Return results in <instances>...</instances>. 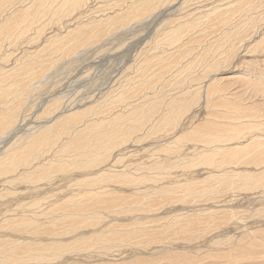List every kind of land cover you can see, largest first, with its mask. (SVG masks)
Listing matches in <instances>:
<instances>
[{
  "label": "rangeland",
  "instance_id": "obj_1",
  "mask_svg": "<svg viewBox=\"0 0 264 264\" xmlns=\"http://www.w3.org/2000/svg\"><path fill=\"white\" fill-rule=\"evenodd\" d=\"M27 1H29V2H31L33 4L30 5L31 3H29V2L27 3ZM118 1L119 0H117V3H116L114 0H88V5L89 6L86 4V7H85V5L81 6V10H80V7H79V10L77 8V9L71 11L69 14L66 11V14H64V15H63V13H65V12H60L61 14L60 13L59 14L56 13L60 9V7L58 8L55 4L54 5L51 4L50 6H48V8H49L48 11L45 14L42 15L37 10V9L41 10V8L43 7V5L41 6V3L38 0H36L35 2H32V0L31 1L30 0H13L11 2V4H13L14 7L15 6H20L19 4H21L25 8V6L29 7V5H30L31 6V10H32L30 13L34 12L35 9H36V11H38L36 13L39 16L36 15V13H32L31 15L29 14V16H27L24 21H19L18 22L19 23L18 27L15 26V28H14V25H15L14 24L15 22H14V23H12V25H11V27L9 29L2 30L1 31L2 33L0 32L1 33L0 34V41L2 42V43H0V44H2L0 46V49H2V50H0V52H1L0 53V55H1L0 56V64H1L0 65V69H1L0 70V74L2 76V77L0 76V92L2 91L1 89L8 90L11 94L9 92H7V93L10 94V96L8 94L7 95L8 97L6 96V98L7 99L10 98L9 100L12 101V102L14 100L18 99L19 100V104L22 106L20 111H19V114L20 115H23V114L25 115L26 113L28 114V115L26 114L23 119H22V117L20 118L22 120L21 123H19V124L17 123L18 126L20 127L18 129L19 133L16 132L18 135L16 133L12 134V132L8 133L9 135L7 134L8 135V136H6L7 140H9L8 137H10V143H12L15 139H17L19 137L20 132H21V135H23L24 133L28 134V132L30 131L29 128L31 126H35V125L39 124L41 121H44L45 120L44 118H46L45 116H47V115L43 112V110H44L43 108L45 106H47V102L49 103L51 99H52V101L53 100L56 101L57 97L59 99L58 101H59V104H60V106L58 108L60 110L63 109L62 111L66 112L65 113L66 115H67L68 111H70V110H72V112H69L71 114V113H73L75 111L77 112L76 109H78L79 111H82V109L84 108L83 109V111H84V110L90 108L91 104L94 105V107L92 108V111H90L88 113V117H87V113H86L81 118V120L79 119V122H76V123L74 122L73 123V126L77 127V129H79V130H81L84 127L85 123L86 124L88 123L86 129L84 128V133L82 134V132H81L82 135L87 137L86 140H88L89 135L90 136L92 135L93 136L92 138L94 139L95 137H97V134L101 133L100 131H102V133H103L102 137L107 136L108 133H106V132L111 131V134L109 133L110 135L108 134L107 137L115 135V138L113 140H115L117 138L116 141H119L118 133L115 132V130H119L120 131V128L122 129V127H125V126L127 128V127H129V125H135L136 123H139V125H140V122H139V121H141V118H140L141 117V114H140L141 110L140 109H141V107L143 105H144V107H147L146 105H148L149 102L151 103V104L149 103L148 106H151V109H152V112H151V116L152 117L150 116V119H152V120H148L149 122L147 121V123H144L145 124L144 126L140 125V127L141 126L142 127L141 128L138 127L139 130H136L135 131L136 133L134 132V133H132L133 135L132 134L130 135L132 138L131 137L128 138L129 137L128 136L127 140H125L126 139L125 138L124 140L119 141L120 142L119 144L114 141L115 143H113V144H117V146L116 145L115 146L117 147L118 150L120 148L124 149V151L122 150V153H121V149L118 151L117 149H115V146L112 143H111L112 147L109 145V147H111V149H109V147L107 148V146L105 148H102L104 143L102 145L99 144L100 146L96 143L95 145H97L98 149L95 148L96 146H94V148H95L94 149L93 146L90 143H89L87 148L84 146L85 149L89 150L90 152H95L96 149H97V151L99 150L98 152H100L99 154H100L101 157L99 156V158H98L96 156L98 159H101L104 156V153L105 154L108 153L107 151L105 152L104 150L108 149V151H109V150L114 149V151L112 150V153H111V151H109L110 152V156L108 158H113L114 156L116 158L119 157L116 160H118V162H120V164L115 160V157H114V162H112L113 159L111 161H108V158H105V156H104V158L106 159L105 160L104 158H102V159H104V163H103V160H102L101 163H99L98 161H95V162H98V163L96 165L94 164L95 166H94L93 169H92V166H90L91 168L89 169L88 165H86V164L87 163L89 164L90 161L93 160V157H95V156L93 154L91 155V153H90L89 157L87 156L88 158L85 157L84 155H83L84 156V158H83V156L80 153L76 154L82 148V143L81 144L78 143V145L75 144L76 146L73 145V147L75 149H73L72 145H70V148H72V149L70 150V148H69L68 151H70L69 153L72 152L73 154L72 155L71 154L68 155L67 154L68 152H66V155L69 156V157L65 156V154H64L62 157L57 155V156H59L57 158V156L52 155L54 153L51 152V151H47L46 152L47 155L44 152L45 156L43 155L44 156L43 158L40 157V159L41 158L43 159V162H41L40 164H43L45 166L47 165V167H45L43 165H41L42 168H41V166L36 167L38 162H37V160H34L33 163H32L33 165H31L34 168L33 167L30 168V170L28 171V172L33 171V173H27L26 171L24 172V169H26L24 166H22V167L19 166L20 169L18 168V170L16 172H6L5 173V169L0 171V236H1L0 243L2 241V243L0 244V245H2V246H0V249H2V248H5V249L6 248H10L8 246H11V249H13L12 251L16 252V256L17 257H19V256L22 257L21 259H18V260H16V259L11 260L12 258H10V260L7 262V264H21L22 260H23L22 264H103V263L104 264H114V263L115 264H130L131 262H132V264H143V263L144 264H152V262L154 264L153 259L155 260L156 256L159 255V253H161V252L162 253L157 257V259L160 256L161 257L164 256V257H162L163 261H159V260H162L161 257H160L159 260H157V259L155 260L156 264H159V263L160 264H197V263L198 264H202V263L203 264H206V263L207 264H228L227 262H225L226 261L225 258H227L231 253H232L233 256L230 255V258H234L235 259V262L233 264H264V250H263L264 249V197H263L264 196V179L256 181L257 185L255 187H253V184L255 182L252 185H250V186H252V187H250L248 185L249 181H243V180L240 181V182H236L234 184H232L231 180H229V181L228 180L220 181V179H219V181L212 180V179L207 177V173L208 172L212 173L211 171L215 170V166L211 165V164L210 165L202 164V162L200 163L201 156H200L199 152H198V155H196L197 151H201L202 150L201 142H198L196 140H201V131H202V128L204 126L202 124V122H203V120H205L206 116L208 115V113L206 112L207 109L205 107V101H204L205 100V87L208 84V82H210L209 79H211V77L216 80L215 86L219 87V86L225 85L226 87H228V90H227L228 92L226 93V98H223V103H225L229 99L231 103L236 104L240 108L239 109V113L240 114L242 113V114L246 115L249 112H255V111L257 112V110H259L264 115V93H261L262 95H256V96L254 95L255 92L253 94H251L250 90H249V85H250L249 81L248 82L244 81L242 83V82L239 81V79L236 78L238 76H243V75H245L247 73L250 74V77H248L247 79H249V78L253 79L254 77L257 78L256 76L259 75L258 73H263L264 74V39L259 41V39L264 34V33L262 34V32L264 31V0H196V1H194V0H169V1L168 0L167 1L158 0L155 3V5H157L156 9L154 8L151 12H149L147 14V16L146 15H141V16H139V19L135 18L136 19L135 20L134 19L135 16L130 15V18H129L128 22H126L127 24L122 25V26L121 25L120 26H111L112 28H109L108 24H106V22L109 21V18L112 16V14L114 16L115 14H117V12L121 13V12H124L125 10H127V9H130L129 7L133 8L134 3L137 0H135V1L134 0H121L119 2ZM138 1L139 2L140 1L141 2L142 1L143 2H147V0L146 1L138 0ZM148 1H150V0H148ZM37 2H38V4H37ZM139 2H137V3H139ZM34 3L37 6H35ZM55 3L57 4V2H55ZM103 3H104V5H103ZM122 3H124V5ZM163 3H164V5H163ZM169 3H170V5H168ZM1 4L4 5V2H1ZM5 4H8V3L6 2ZM113 5H115V7H113ZM225 5H227V6H225ZM228 5H231V6H228ZM34 7H35V9H34ZM54 7H56V8L54 9ZM110 7H112L113 9L110 8ZM0 8H1L0 9V22H1V20H3L2 17L4 18L6 16L4 14H7L8 11L11 12L12 10L16 9V7H15L14 9L8 10V9H6L8 7H5V6L4 7H0ZM109 9H112V10H109ZM114 9H116L117 11L114 10ZM121 9L124 10V11H122ZM5 10H6V12H5ZM83 10H86V12L84 11V14L81 13V12H83ZM101 10H103L104 12L103 11L101 12ZM106 10H108V11H106ZM74 11H75V13H74ZM110 11H113V12H110ZM223 12L224 13L226 12L225 13L226 16L229 17V21H228L227 26H226V24L222 25V26L221 25L220 26L219 25L215 26L216 24L212 22L213 19L216 21V16L215 15L218 16V14H215V13H219L220 14V13H223ZM94 13H96L97 15L94 14ZM211 13H213V14H211ZM61 15H62V17H61ZM65 15H67V18H66ZM68 15H69V17H68ZM178 15H181L182 17L178 16ZM205 15L207 16L206 18L208 20H209V17H210V20L212 18V21L206 20L205 19ZM212 15H214L215 17L212 16ZM36 16H38V17H36ZM96 16H98L99 18L96 17ZM131 16H133V17H131ZM143 16L144 17L146 16V17L144 18ZM31 17H35V18H31ZM40 17H41V19H40ZM89 17H91L90 20H92V21L89 20ZM106 17H108V19ZM197 17H199V19ZM131 18H133V20ZM78 19H80V23L78 22L79 21ZM182 19L183 20L185 19L184 23H188V21L191 20V23H194L193 26H191L192 25L191 24L190 27H188L187 30L183 31V33L180 35L181 40H180V38H177V39H175L174 41H172L170 43H167V40H166V43H165V35L167 36L170 33V31H172V29L174 27L176 28L179 25L183 24V21H181ZM187 19H188V21H187ZM84 20L86 22V25H83V28L87 30L88 26H92L93 27V32H92V29H91L92 27L91 28L89 27L88 31L83 30V31H85V33L84 32H81L82 34L81 33L75 34L76 32L73 33L72 29H73V31H75V30L77 31V29H76L78 27L77 25H81V22L83 23ZM96 20L97 21H102V22L104 21L103 29L105 28L109 33H107L106 30L104 29L102 31V33H101L102 35L101 34L99 35V33H97L98 30H96V27L98 28V26H95L96 24H94V23H97ZM200 21H202V22H200ZM205 21H206V23L209 22V23H212L213 25L211 24V26L209 28L208 26L210 24L209 23L206 24ZM27 22L28 23L33 22L32 23L33 24L32 25L33 29L30 26L24 28V26L29 25ZM42 22L44 23V25L42 24ZM73 22H74V25H75V22H78V23H76L77 25L74 26L75 30H74V28H71L73 26ZM253 23H254V25L256 27H254ZM38 24L41 25L40 28L39 27H37V28L35 27V26H39ZM93 24H94V26H93ZM258 24H260V25H258ZM67 25L69 27L70 26L71 27L69 28ZM20 26L23 28V30L25 29L24 32H22V28ZM65 26L68 27V28H66ZM60 27H62V28H60ZM94 27H95V29H94ZM211 27H212V30H210ZM222 27H224V28H222ZM27 28H28V30H26ZM170 28H172V29H170ZM206 28L207 29L209 28L208 30H210V32ZM17 29H21V30L18 31ZM36 29H37L38 33H36ZM41 29L42 30L44 29V30L41 31ZM66 29H69V30H67L69 33L67 31H65ZM205 29L208 31V33H205L206 32ZM16 30H17V32H16L17 34L15 33ZM234 30L240 31V37H241V39H243V41H240V44L236 43L237 46L234 48V51H235L234 54L230 57V59L228 61H226L225 58L228 55V49H229L230 40L233 39V35L236 32ZM254 30H255L256 34L253 33ZM58 31H60V32H58ZM124 31H126V32H124ZM232 31H234V32H232ZM39 32H41L40 37L38 35L40 40H38V37H36L37 34H39ZM49 32H51V33H49ZM165 32H166V34H165ZM224 32H228V34L225 33L227 35H224L223 34ZM4 33H6V34L8 33V35L9 34L10 35L9 36H7L6 34L3 35ZM15 34H16V36H15ZM80 34L83 36V38H85L88 35V37H86V39H88V41H89L88 43H90V44L85 42L84 41L85 39L80 37ZM93 34L95 35V37L97 36V38H93V39L94 40L97 39V41L100 39L99 40L100 44L97 41H94L93 39L90 42V38L93 36ZM131 34H133V35H131ZM22 35L24 36V38H23ZM258 35H259V37H258ZM3 36H5V38L7 36L6 39L7 40L10 39L9 42L13 40L12 42H10L11 46H10V43L6 39L3 38ZM75 36H78L80 38L75 37ZM100 36H102V39H101ZM255 36H257V38ZM189 37H191V38L189 39ZM26 38L28 39L29 42L31 41V43L28 44ZM36 38H37V40H36ZM47 38H49V39H47ZM65 38H67L68 41H70V40H75L74 42L79 41L78 42L79 44L78 43H74L72 41L67 42V40H66V41H64V43L66 42L65 45L63 44L62 46H59L58 44H60L62 40H65ZM106 38H107L108 42H105ZM42 39H44V40H42ZM51 39H54V41H53L54 43L53 44H54L55 47H57L56 51L53 50V49H55L54 46H53L54 47L53 49L51 47V45H52V41H50ZM78 39H80V40H78ZM4 40H5V42H4ZM15 40H16L17 43L15 42ZM22 41H25L27 44L22 42ZM80 41H81V43H80ZM182 41L184 42V44H183ZM41 42H43L42 43L43 45L41 44ZM102 42H104L103 45L101 44ZM116 43L119 44V45H116ZM40 44L42 45V47L45 45V48H43V49L40 48L41 47ZM74 44H76L77 46L75 45L76 48L74 50H72L73 52H71V49H73ZM182 44H183V46L184 45L185 46L183 47ZM34 45L35 46L38 45V46L35 47ZM175 45H177V46H175ZM4 46H5V48H4ZM58 46L60 47V50H59L60 53L57 52L58 51L57 49H59ZM64 46H65V49L66 48L70 49V54H69V51H67L68 54L64 53L66 51L64 49ZM90 46H92V49L90 48ZM168 46H171V47H168ZM241 46H242V48H241ZM7 47H9V48H7ZM94 47H96V48H94ZM98 47H100V48H98ZM176 47H179V48H176ZM180 47H181V49H180ZM237 47H239V48H237ZM39 49H40V51L43 52V55L44 54L47 55V57L44 55V57H42L43 59L42 58H38L39 60L44 61V63H42L41 61H38L36 59H32L33 61L36 60L34 62L31 61V58H36V57L33 56L36 52H37V55L35 54V56L40 57L42 55L40 53V51H37ZM44 49H46V50L44 51ZM50 49H52V50H50ZM162 49L165 51V53H164L165 55L164 56H168L170 54L172 55V56L170 55L169 57H166V58H168L167 60L164 59L165 62L168 61V60L169 61L171 60L169 62L170 64L167 63L169 66L166 64L167 68H166L165 62L161 61L163 58L161 56H159V53H161L160 55L163 56L162 52H164V51H162ZM237 49H240V52H239V50L237 51ZM3 50H5V51L7 50L8 51V52H6L8 56L6 55L5 51H4L5 54L2 52ZM47 50H48V52H47ZM96 50L99 51V52H97ZM49 51H52L53 54H48V53H50ZM100 51H102V52H100ZM158 51H162V52H158ZM172 51H173V53H172ZM33 52H34V54H33ZM38 52L41 55L40 54L38 55ZM45 52H47V54ZM236 53H237V55H236ZM176 54H177V58H176ZM5 56H7V57L3 58ZM50 56H51V58H48ZM81 56H82V58H81ZM52 57L54 59L53 60V64L50 61V60H52ZM151 57H155V58H151ZM45 58H47V59H45ZM17 59H19V60L17 61ZM29 59H30V61H29ZM174 59L176 61L179 59V62L178 61L176 62ZM46 60H48L49 64L51 63L50 67L47 64ZM146 60H148L149 62L146 61ZM154 60L159 61L158 63H160V61H161L164 65L162 63L159 65L157 62H154ZM37 61L39 63L44 64L45 65L44 66L45 69H46V64H47V69L46 70L43 69L42 72L38 73L40 76L38 74H35V73L34 74L32 73V74L29 75V71H28L27 73H24L25 75L26 74L28 75V76L26 75V78H24V74L21 75V73L24 70H21V69L19 70V68L21 66H23V65H21V63L24 64V62H25L26 64H33V63L36 64ZM31 62H33V63H31ZM45 62H46V64H45ZM171 62H173V64H171ZM144 63H146V64H144ZM177 63H180V64H177ZM14 64H15V66H13ZM34 64L32 65L33 67H34ZM147 64L149 66H147ZM155 64L157 65V68L154 67ZM38 65H40V64H38ZM170 65L172 67H170ZM161 66H162V68H161ZM214 66H216V67H214ZM35 67H37V65H35ZM219 67H220V69H219ZM10 68H11V70H8ZM153 68H155V69H153ZM2 69H4V70H2ZM157 69H158V71L160 70L159 72H162V73H159L157 71ZM161 69H163V71ZM215 69H217V70H215ZM6 70H7V72H6ZM12 70H13V72H12V74H10V72ZM16 70H18L17 73H16L18 76H16L14 74ZM154 70H156L157 72H155ZM47 71L48 72L50 71V72L48 73ZM76 71H77V73H76ZM257 71H261V72L257 73ZM43 72H47V76L49 78L46 76V73L44 74ZM141 72H142V74L140 75ZM41 73H43V74L41 75ZM52 74H54L55 76L52 75ZM57 74H58L59 77L57 76ZM150 74H151V76H150ZM161 74H163V75H161ZM7 75H9L10 77H8ZM31 75H34L35 76L34 78H36V80L33 77H31L32 79L30 78L31 80H29L28 77L31 76ZM152 75H153V79H152ZM154 75H155V77H154ZM200 75H201L202 79H201V77H199ZM37 76H39V77H37ZM42 76H43V78H42ZM145 77L147 78V80H146ZM196 77H197V79H195ZM27 78H28L29 81L26 80ZM37 78H38V80H37ZM5 79H7V80H5ZM8 79L11 80L12 83H13L12 80H14V85ZM48 79L51 82L54 81L53 79H55L56 81L51 83ZM141 79L142 80L145 79V80L142 81ZM154 79H157V80H154ZM261 79L263 80L264 76ZM15 80L18 83H20V86H19V84H16ZM20 80H21V82H19ZM62 80H64V81H62ZM193 80L198 81V83H200L201 85L199 86V84L194 81L196 83L195 84L193 82ZM151 81H153V82L151 83ZM211 82H212V80H211ZM10 83L12 85H9ZM60 83H61V85H60ZM23 84H24V86H21ZM145 84H146V86H148L149 89H147V88L144 89L146 87ZM246 84H248L247 85L248 88L245 87ZM25 85L28 88L27 87L25 88ZM11 86H14V87L13 88H9ZM16 86L19 89L23 88V89H21V93L20 92L17 93L18 89L16 88ZM141 86L142 87L144 86L143 89H142ZM149 86H151L153 89L150 88ZM194 86L198 87V88L195 89ZM4 87H6V88H4ZM67 87H69V88H67ZM262 88L264 90V86ZM15 89H16V91H15ZM24 89H25V91H22ZM77 89H79V90H77ZM86 89H88V90H86ZM121 90H123V91H121ZM18 91H20V90H18ZM120 91H121V95H120ZM14 93H15V96H14ZM16 93H17V96H16ZM178 93H181V94L178 95ZM184 93H186V94H184ZM18 94H20V96ZM62 94H63L64 97L62 96ZM145 94H146V96H145ZM176 94L178 95V97H177ZM191 94H193V96H190ZM210 94H215V93H213V90H211ZM160 95H162V96H160ZM183 95L187 99H184ZM29 96H31V97H29ZM114 96H115V98L117 96L118 97L115 99ZM69 97L71 98V101H70ZM84 97H86V98H84ZM154 97H155V99H154ZM171 97H173L174 99H177L179 101L178 105L180 104V102H181V104H185V103L188 104L187 100L189 99L188 101H190L191 98L194 97V99L192 101L193 103L191 102V106L189 104L190 107L189 106H185V108L184 107H180L181 104H180L179 107H176L177 110L179 108H181L179 116H178L179 119H178V121L176 123V125L179 126V127H176V125L172 126L171 124H170L171 126L169 124H164L163 125V124H161L162 122H160L163 119V115H165V114H163V112L166 113L165 108L167 106V103L172 100ZM6 98H5V100H6ZM98 98L99 99H101V98L106 99V100H104V99L101 100V101H103L102 103H104V101H106V103L101 104V102L99 101ZM166 98L169 99V100H167ZM255 98H258V99L256 100ZM117 99H119V100H117ZM148 99H149V101H148ZM9 100L8 101L6 100L4 102L5 103L9 102ZM36 100H37V102H36ZM155 100H157V101H155ZM151 101H153V104H152ZM218 101L222 102V99H218ZM234 101L237 102V103H235ZM110 102H111V104H110ZM145 102H146V105H145ZM154 102L156 104H154ZM159 102H161V103L163 102L165 104L163 105V103L160 104ZM96 103H99V104H96ZM254 103H255V106H253ZM127 104H129V105H127ZM134 104L137 107L134 106ZM66 105L68 106L67 107L68 109H69V107L71 109L68 110L67 108H65ZM70 105H72V107ZM99 105H101L104 110L102 108H100ZM153 105H154V108H153ZM0 106L2 107L3 104H0ZM96 106H98V108H100L99 110H97L99 113L96 111V109H98ZM129 106H131V107H129ZM249 106H252V108H248ZM86 107H88V108H86ZM160 107H162V109H161L162 111L160 110ZM217 107L218 106H216V108ZM128 108H130V109H128ZM73 109H75V111H73ZM132 109H134V110H132ZM225 110L227 111V109H225ZM231 110H233V107H231ZM100 111L101 112L104 111V112L101 113ZM105 111H106V113H105ZM42 112L45 115L44 114L42 115ZM136 112L139 113V114H137ZM92 113H94V114L97 113L99 115L96 114V116H97L96 117ZM116 113H118V114H116ZM121 113H123V115ZM205 113H207V115H205ZM91 114H92V116H91ZM134 114L135 115L137 114V115L135 116ZM118 115L122 116V118H120ZM124 115L126 117H129V118H126V117L123 118ZM90 116H91V118H90ZM100 116H101L102 119L105 120V122H102L103 120L100 118ZM153 116H155V118ZM85 117H86V119H85ZM118 118L120 120L121 119L122 120L120 121ZM136 118L138 119V121H136L137 120ZM157 118H158V120H157ZM262 118L264 119V116ZM88 119L89 120L92 119V122H90ZM116 119H118V121H120V123ZM128 119H129V121L127 122ZM153 119H154V122H153ZM224 119H228V118H224ZM244 119H246V118H242V120H244ZM106 120H107V122L109 121V123H107ZM123 121H125V122H127L129 124H126ZM91 123H92L93 126L91 125ZM98 123H100L101 125L103 123H105L106 125L103 124L104 127H106L107 125H109V126H107V129H103V125L102 126L98 125V126H101V127L97 128L96 125ZM158 123H159V125H158ZM124 124H126V125H124ZM82 125H83V127H82ZM117 125L119 126V128H118ZM151 125H152L153 128L150 127ZM165 126L167 128L168 127L169 128L166 129ZM92 127H95V130L97 132ZM108 127H110V128H108ZM147 127H148L149 131H147L148 130ZM164 127H165V129H164ZM91 129H92V131H91ZM185 129H186V131L182 132ZM22 130H23V132H22ZM141 132L143 134H141ZM261 132L264 133V130L261 131ZM93 133H95V134H93ZM85 134H87V135H85ZM164 134L166 135L165 138H164V136H165ZM14 135H16V136H14ZM21 135H20V137H21ZM172 135H173V137H171ZM134 137H136V138H134ZM139 137H141V138H139ZM174 137H176V138L174 139ZM13 138H14V140H13ZM64 138L65 137H63V139ZM80 138H79V140H80ZM133 138L136 139V140H134ZM129 139H131V140L129 141ZM137 139H138V141H137ZM72 140H73V138H72ZM99 140L100 139H98V141ZM167 140H168V143L166 144L165 142H167ZM63 141L65 143V141H67V139L65 138ZM67 142H69V141H67ZM67 142H66V144H67ZM94 142H95V140H94ZM160 142H162L163 145L166 146V147L165 146L164 147L169 150L168 153H166L167 151H165L167 149H165V150L161 149V148H164V147H162L163 145L160 146V144H161ZM169 142L170 143L172 142V144L170 145ZM60 144L61 143H59V146H60ZM67 145H64V146H67ZM77 146H79V147L76 148ZM91 146H92V148L94 150H90ZM192 146L194 147V150L192 149L193 148ZM195 146H196V148H195ZM189 148H190V150H189ZM76 149H78V151ZM100 149H102L104 151V153H102V151ZM188 151H190V152H188ZM98 152H96V153H98ZM179 152H181L183 154H181V153L179 154ZM195 152H196V154H195ZM101 153H102V155H101ZM73 155H75V158H73L74 157ZM183 155H184V157H182ZM47 156L50 157L49 158L50 160L49 159L48 160H49V162L50 161L52 162V165L47 160L46 161L44 160L45 157H46V159L48 158ZM64 157H66L68 159L65 160L66 158H64ZM90 157H92V158H90ZM166 157H168V158L166 159ZM56 158L58 160H60L59 158H61L62 160L65 161V163H64V161H58L59 162L58 163L56 161ZM76 158H78V159H77L76 162H74L76 160ZM86 158H87V160L85 161ZM97 158H96V160H97ZM156 159H158L157 161L159 162V165H157L158 163L155 164L156 163ZM152 160H153V162H152ZM40 161H42V160H40ZM53 162L55 163V166H57V167L54 166ZM61 162H63L62 165H64V167H62V168L58 166V164H61ZM84 163H86V164H84ZM109 163L112 166L114 165V168ZM129 164H131L133 167L131 165H129ZM153 164L156 165V167L159 169L158 170L159 172L156 171L157 170L156 167H154V168L152 167ZM160 164H162V165H160ZM83 165H84V167L85 166L86 167L84 168ZM106 165H107V168L109 166H110V168L106 169L105 168ZM128 165L131 166V167H129ZM140 165H141V167H140ZM155 165H153V166H155ZM67 166L69 167V169H68ZM101 166L103 167L102 169H103L104 172H105V170L106 171L108 170L107 173L103 172L104 174H108V173L110 174L111 173V175L115 176L116 173L119 174L120 172H124L125 171V170H123V167L126 169L125 172L129 173V174H127L126 177H122L123 179L126 178L124 180L123 179L120 180L121 178L119 179V178L112 177L111 181H109L110 178H108V180L107 179H104V180L102 179L103 182H101V179L100 180L97 179L99 177V171L100 170L102 171ZM125 166H127L128 169ZM162 166H164L166 169L164 167H162ZM234 167H236V166H234ZM259 167H261V166L260 165H258V166L249 165L247 168L257 169ZM133 168H134V170H135V168H136V170H137V168H139L138 171L139 170L140 171L139 172L136 171V170L134 171ZM141 168H142V170H141ZM143 168H145V170ZM147 168H148V172L149 173L146 170ZM150 168H152L153 170L152 169H151L152 171L149 170ZM161 168H163V170H161ZM242 168H243L242 166H239L238 170L240 169L239 171H241ZM57 169L62 170L63 172L59 171ZM66 169H68V171ZM94 169H95L96 173L98 172V175H96V176H94L95 173H93L95 171H92ZM120 169H122L123 171L120 170ZM110 170H112L113 172L112 171L110 172ZM115 170H118L119 173L116 172ZM57 171H59V172H57ZM130 171L133 172V173H131ZM141 171H142V174H140ZM144 171L147 172V174L149 176L151 175L150 178L154 177V176H155V178H151L150 180L149 179H144L145 176H146L145 178L148 177L147 174ZM155 171L157 173H160V174L162 173V176H160V175L157 176L158 174L154 173ZM255 171L257 172L256 174H259V172L261 170H255ZM150 172H152L154 174V176H152L153 174L152 173L150 174ZM84 173L85 174L88 173L87 175L90 176L89 179H92L91 176L93 175L94 178H96L98 180V182H96L97 180H94L96 183L94 181L90 180L89 183H86V182H88L86 180H89V179H87L88 176H85ZM89 173H90V175H89ZM112 173H114V174H112ZM134 173H136V174H134ZM62 174L64 175V177L62 176ZM66 174H68L70 176H68ZM133 174L138 176L139 178L136 177V176H135L136 177L135 178ZM79 175H81V177H83L84 179L81 178L82 179L81 180ZM129 175H131L132 179H130L131 177ZM25 176L26 177L27 176H29V177H33L34 176L33 178H35V179H33V181H30ZM72 176H74V177H72ZM128 176L130 177L129 179H127ZM13 177H15L17 179L13 180L12 179ZM23 177L25 178V180H24ZM47 177L49 178L48 180L52 179V182H51L52 184H53V182L55 184L51 185V183H49V181L46 180ZM161 177H162V179H161ZM19 178H21V179H19ZM60 178H62L63 180L60 179ZM261 178H263V177H261ZM113 179L114 180H120V182L119 181L118 182L121 183L124 187L122 185H118L117 181L115 182V184H113V181H114ZM152 179H155V181L152 180ZM59 180H61V181H59ZM131 180H132V182L134 181L133 184L136 185V186H133L131 184L132 182L131 183L129 182ZM136 180H138V182ZM190 180L194 183V185L191 184ZM26 181H28V182H26ZM75 181H77V182H75ZM81 181H86V182L84 183V182H81ZM14 182H16V183H14ZM90 182H92V183H90ZM109 182H112V184L109 183ZM124 182H126V183L129 182L130 186L128 184L124 183ZM12 183L15 184V186L13 184L14 187L10 186V184H12ZM44 183H47V184H44ZM72 183H75V184L73 185ZM138 183H139V188H140V189L139 188L138 189L142 192L141 195H140V193H141L140 191H138V192L136 191V190H138L136 188L138 186L137 185ZM153 183H155L156 185L159 184L160 185L159 188H165V187L168 188V186H170V185H171V188H169L168 189L169 191H167V194H164V196H163V194H159L158 185L156 186ZM169 183H170V185H168ZM183 183H184V185H183ZM30 184H32V187H28V188H30L31 190L26 188L27 185L31 186ZM35 184H38V185L33 186ZM42 184H44V186H42ZM78 184L85 185V186H81V185H78ZM86 184L87 185L88 184H92V185H90V186L88 185L89 186V188H88V186ZM102 184H103V186H102ZM164 184L167 185V186H165ZM39 185H41L42 187L39 186ZM86 186H87V188H85ZM104 186L106 188H104ZM153 186H155V187H153ZM173 186H174V188L172 190ZM193 186H195L196 189H194ZM10 187H13V188L11 189ZM39 187L41 188L40 190L42 192L40 191V193H42V194L38 193L39 190L37 188H39ZM96 187H97V189H96ZM98 187L102 188V189H98ZM115 187H116V189H115ZM141 187H142V189H141ZM148 187H151L152 190L150 188H148ZM187 187H189V189ZM198 187H200V188H198ZM202 187H208V189H203ZM216 187H218V188H216ZM14 188H15L16 191L14 190ZM103 188L105 189V191L103 190ZM111 188H112V190L115 189L114 193L116 192V194H118V192H120V191L117 190V189L120 188L119 190H121L120 193L122 194V195H120V197L122 196V198L119 197V194L117 195L118 197L115 196L114 193H112L113 191L111 190ZM131 188H133V190H131ZM144 188L147 189V190L149 189L148 191L151 190L150 191L151 192V194H150L151 198L149 196V192L145 191ZM153 188H155V189L158 188V189L153 190ZM7 189H9V190H7ZM25 189L28 190V191H26ZM32 189H34V190L36 189V191H33ZM42 189H44V191ZM80 189H83L84 191L83 190L81 191ZM88 189H90V190H88ZM92 189L95 190V191H92ZM108 189H109V191H108ZM179 189H181V190H179ZM187 189H188V191H187ZM190 189H191V191H190ZM10 190H11V192H10ZM76 190H78V191H76ZM96 190L99 191V192H103V193L104 192L106 193V190H107V194H108V192L111 191V193H109V194H112L114 198L110 197L111 195H105V196H109L108 200L110 198H112V200H115L114 204L112 203V205H111V206H113L114 209L111 206L110 207H105L103 205L100 206V207H96V208H89L88 212L91 211L92 212V213L90 212L91 214L88 213L87 211H84L85 214L88 213L85 216H84V214H81L82 215L81 218L83 217L81 219V221H82L81 224L82 225L80 224V222L72 223L71 221H69V220H67L65 218L63 213L65 212V210L69 206L68 203H70V202H68V198H69L70 194H71V196H70L69 200H76L77 196H80L79 198H77L78 201H80V202H82L84 204H90L93 201V199L92 198H88V196L86 197V199H84L85 196H82V195L87 194L89 191H90V193L91 192L92 193L97 192ZM170 190H171V192H173L172 194L174 195L176 200L173 197V195L171 194ZM48 191H50V192H48ZM73 191L77 192V193L74 192L76 194V197H75V194L73 193ZM85 191H87V192H85ZM179 191H182V192H179ZM84 192H85V194H83ZM135 192H137L140 195V197L137 194H135ZM168 192H170V193H168ZM130 193L134 196V201H136L135 204H140V205H141V203L139 202V200L142 201L145 198L144 196L147 195L146 198L147 199L149 198V199L147 200L145 198L146 200L144 199L143 202L145 201L146 204H150V203L152 204L151 207L150 206H147V207L152 208V207L155 206L156 213L154 212V208H152V210L149 208V210H148L149 213L147 214V210H146L147 207H144V205L146 206V204L144 203V205H142L144 207V208L142 207L144 210H142L141 208L138 209L139 207L137 206L138 208L135 207V209H134V210L138 209L136 214H133V212H134L133 209H132V212L130 211L131 214H133V217H131L132 215H130V213H128V210L125 211V208L128 207L127 205L130 204V206H131V203H132V200H133V198H132L133 196H131ZM145 193H148V194H145ZM156 193L159 196L157 195V197H156ZM37 194H40V195H37ZM72 194L74 195V197L72 196ZM79 194H81V195H79ZM125 194H128V195H125ZM152 194H154L153 195L154 197L152 196ZM201 195H203V196H201ZM129 196L132 198V200L129 198ZM192 196H193L192 199L191 198H189V199L185 198V197L188 198V197H192ZM125 197H126V199L128 198L127 199L128 202L131 200L130 201L131 203L130 202L129 203L126 202V200L124 199ZM66 198H67V200H66ZM80 198H81L82 201L80 200ZM198 198H199V200H198ZM89 199H90L91 202L88 201ZM150 199L151 200L153 199V200L150 201ZM157 199L160 200V201L158 200L159 205L157 206V207H159L161 205V208H160L161 211L160 212H159L160 209L156 208ZM173 199H174V201H172ZM177 199H179V200H177ZM190 199L192 200V202H190L191 201ZM193 199H194V201H193ZM36 200H38V201H36ZM54 200H58L59 202L58 201L54 202ZM61 200H63V201L65 200V202H62ZM116 200H118V201L116 202ZM169 200H170L171 204L169 203ZM20 201H22V202H20ZM60 201L62 203V206L59 204ZM148 201H150V203ZM28 202H31L30 204H32V205H30ZM37 202H38V204H37ZM57 202H58V204H57ZM119 202H120L121 206L124 204L125 207L123 206V207L120 208V206H117L118 209H116L117 208L116 205H118ZM122 202H123V204H122ZM39 203H40V205H39ZM63 203L66 204L67 206L63 207V205H64ZM126 203H128V204L126 205ZM28 204H29V206H28ZM19 205H21V207ZM167 205L169 207H171V208L173 207V208L169 209V207L167 208ZM30 206H31V208H30ZM34 206L36 207L35 209L33 208ZM51 206L54 208L55 213H54V210H53V208ZM133 206H134V204H133ZM216 206H218V208ZM22 207H23V209H22ZM58 207L59 208L61 207V208L59 209ZM99 208H100V210L97 211L96 209H99ZM122 208L124 209V210H122L123 212H121ZM198 208H200V209H198ZM213 208H214L215 212L213 211ZM107 209H108V211H107ZM115 209L117 211H115ZM173 209H174V211H173ZM209 209H210V211H207ZM29 210H30V212H28ZM57 210L60 211V212H58ZM180 210H183V211L181 212ZM16 211L18 212V215L23 212L22 213L23 215L21 214V216H24V217H21L19 215L21 217V218H19L17 216V214H16L17 213ZM34 211L38 212V215H36L37 213H35ZM50 211H51L52 215L50 213L46 214L47 212H50ZM150 211H151V214H150ZM171 211H172V213H171ZM197 211L200 214L196 213ZM202 211H203V213H205V215L202 213ZM211 211L214 214L215 213L216 214L214 215ZM12 212L14 214H16L15 216H17V217H14V214H11ZM25 212L27 214H29L28 217H26L27 215H26ZM57 212H58V214H56ZM93 212L95 214L96 213H99V214H96V216H94ZM107 212H108L109 215L107 214ZM113 212L114 213L117 212V214L115 213V215H117L118 217L114 216ZM125 212H127L126 213L127 216H126ZM142 212H146L148 217L150 215L151 216L148 219H146V221H145V218H146L147 215L145 213L143 214ZM44 213H45V215H44ZM103 213H104V215H103ZM138 213H140V214L142 213V214L140 215ZM30 214H32V215H30ZM110 214L113 215V216H111ZM174 214H176V215L174 216ZM7 215L9 216V218H8ZM10 215H11V217H10ZM46 215L47 216L49 215L50 218H49V216L47 217ZM58 215L63 216V217H60V216L58 217ZM152 215H154V216H152ZM169 215L172 218L169 217ZM194 215H197V216L195 217ZM31 216L33 217V220H35L34 224H32V225H35L36 222H37V224L35 226H31V224L29 226L28 223H27L28 219ZM89 216H90V219H89ZM93 216L95 218H93ZM129 216L132 219L128 218ZM167 216L169 217V219L166 218ZM182 216L185 217V218H183ZM208 216H209V218H208ZM85 217H86V219H85ZM11 218L12 219L19 218L20 220L18 219V221L21 222V223H15L17 220L16 219H15L16 221L15 220H11ZM23 218H24V221H23ZM59 218H60V220H59ZM64 218H65V220H64ZM133 218H134V220H133ZM135 218H137L139 221L137 219H135ZM142 218H144V219H142ZM156 218H157V220H156ZM179 218H180V220H178ZM1 219L2 220L4 219L3 220L4 222H1ZM6 219H7V221L9 219V221H12V222H9V221L7 222ZM21 219H22V221H21ZM25 219H26V221H25ZM84 219L88 222L87 223L88 225H86V223H85L86 221H84ZM87 219H89V220H87ZM126 219H127L128 222L126 221ZM90 220H92V221L90 222ZM175 220L178 221V223L179 222L182 223L184 227H182V224H181V227L177 226L176 224H170V221H175ZM187 220H189V221L191 220L189 224L187 223ZM192 220L193 221L195 220L194 222H196V223H194ZM41 221H43L44 223L41 222ZM113 221H115V222H113ZM155 221H156V223L158 222L159 226H158V224H155ZM164 221L166 223H164ZM22 222H26V225H28V226H26ZM54 222H55V224H54ZM96 223L98 225H100V224L102 225V223H103V226L100 227L101 226L100 225L98 227V225ZM104 223H105V225H104ZM117 223H119L118 224L119 225L118 226L119 229H117L118 227L116 228V226H117L116 224ZM138 223H139V225H138ZM150 223H152V224H150ZM15 224H17V225L15 226ZM18 224H21V225H18ZM83 224H84V226H83ZM89 224H90V226H89ZM94 224H96L97 227H95ZM130 224H131V226L132 225L133 226H135V225L138 226L136 228H139V227L142 226V229L144 231H146V232L143 233V235L144 236L148 235L149 237L148 236L144 237L141 233L136 234V235L134 234L135 236L134 235H131V236L129 235L128 237L126 236L127 239L125 238L126 244H125V241L120 238L119 240H116L115 242L112 241V243H114V244H112L111 242H108L109 245L106 244V246L108 245V247L106 249H105L106 246L103 244V242H98L96 239H94V237L96 238L98 234L106 233L109 230H112V232L118 231L122 235V234H124L126 232V230H130L131 228H133V226L130 228V226H129ZM53 225H54V227H53ZM65 225H66V227H65ZM120 225L121 226L124 225V226L121 227ZM156 225H157L158 228L156 227ZM160 225H161V227H160ZM189 225H191L190 228H189ZM12 226H15V227H12ZM20 226L23 227L22 229H24V227L25 228L28 227L26 230L24 229L25 233H24V230H22V229L20 230V228H21ZM127 226H129V227H127ZM174 226L175 227L177 226L178 227L177 229L179 231L175 230ZM29 227H30V230H28ZM33 227H34V229H33ZM110 227H112V228L114 227L115 229L114 228L110 229ZM146 227H147L148 230L146 229ZM164 227L166 228L167 231L164 229ZM5 228H6V232H3V231H5ZM7 228H10V230L7 229ZM36 228H38L39 231ZM50 228L51 229L54 228L56 230V231L52 232V233H55V234H53V237H55L56 239L59 238L57 240V242H59L61 245L59 243H57V242L56 243H51L50 238H52V235L49 234L50 230H51ZM56 228H58V229H56ZM80 228L81 229L85 228V229L81 230ZM93 228H94V230H93ZM95 228H97V229L99 228V229L97 230ZM167 228H169V230ZM182 228H184V229H182ZM1 229H2V231H1ZM61 230H62V232H61ZM77 230H78V232H77ZM161 230H162V233L160 234ZM191 230H193V231H191ZM26 231H27V233H26ZM73 231H75V232H73ZM86 231H88V232H86ZM147 231H148V234H147ZM173 231H174V234H173ZM184 231L186 232V234H185ZM18 232H20V233H18ZM5 233L10 234V235H7ZM73 233H75L76 235L73 236ZM150 233H152V234H150ZM154 233H155V235H153ZM179 233L180 234L183 233L184 235L183 234L179 235ZM70 234H72V235H70ZM77 234H78V236L80 234L83 235L82 238H79L80 243H79V240H75L74 239L75 237H77ZM164 234H167L168 236H165ZM211 234H213V235H211ZM223 234H224V236H223ZM14 235H15V237H14ZM33 235H34V237H32ZM60 235H62V236H60ZM156 235H158V236H156ZM162 235H163V237H162ZM187 235H189L190 237H188ZM2 236H4V238ZM7 236H8V238H7ZM27 236H29V237L27 238ZM142 236L145 239H143ZM186 236L188 237V239H186L187 238ZM210 236L213 237L214 240L212 238L210 239ZM10 237H11V239H10ZM30 237L32 239H30ZM16 238L19 239V241H22V242L25 241V242L21 243V244H23V246H20L21 248L18 247V249H15V247L17 246V245H15V241L17 240ZM61 238L62 239L66 238L64 240L66 242L62 241ZM141 238H142V240H141ZM157 238H158V240H157ZM5 239H7V240H5ZM21 239H24V240H21ZM42 239H44V240H42ZM148 239H149V241H148ZM151 239H152V241L150 242ZM173 239L176 240V241H174ZM84 240H93V241H90V242L88 241V246L86 245V247H85L81 243V241L83 242ZM48 241H50V242H48ZM94 241L95 242L97 241V243L95 244ZM118 241H120V242H118ZM156 241H159V242H156ZM8 242H9V244H8ZM31 243H32V245H31ZM116 243H118V244H116ZM161 243L164 244V245L162 246ZM261 243H262V245H261ZM169 244L171 246H173V247L169 246ZM18 245H20V244H18ZM48 245L50 246V248H49ZM91 245H93V246H91ZM103 245H104V247H103ZM158 245H160L161 248H165V249H163L161 251L160 250L161 248H160L158 250L157 249V248H159ZM167 245L169 247H171L172 250L174 249V247L177 248V249L176 250L174 249V251H172V250H170L167 247ZM78 246H79V248H78ZM28 247H29V249L32 248L33 251L29 250ZM44 247H46V249ZM84 247H85V250L83 249ZM109 247H111V248H109ZM166 247H167V249H166ZM184 247H185V249L181 250ZM65 248H67V249H65ZM153 248H154V250L157 249L156 253H158V254L154 253ZM77 249H79V250H77ZM230 249L232 250V252H231ZM237 249H239V251ZM249 249L250 250L252 249V250L248 252ZM47 250L50 251L49 252L50 254L53 253L52 255H54V256H49L50 254L48 253ZM99 250H100V252H99ZM109 250H111V251H109ZM185 250L187 251V253H185L186 252ZM36 251H38L37 254H36ZM40 251H43L45 253L40 252ZM32 252H35V253H32ZM68 252H70V253H68ZM138 252H139V254H138ZM171 252H173V253H171ZM237 252H238L239 256H237V254H236ZM245 252H247V253H245ZM28 253L33 254V255H45V256H43L42 258H39V259H35L33 257V260L35 259V262H34L31 259V257H28V259H26L27 256H24V255H27ZM107 253H109L110 255L107 254ZM196 253H198L199 256ZM134 254H135V256H134ZM169 254H170V257H169ZM176 254L179 257H177ZM185 254H186V256H185ZM234 254H236V255H234ZM1 255L2 254H0V256ZM131 255H133V256H131ZM138 255H139V257H138ZM226 255H227V257H226ZM172 256H173V259L171 258ZM174 257H176L178 260L176 261V259ZM52 258H54V259H52ZM144 258H145V260H144ZM182 258H188L190 260V262H187V263L183 262L182 263L181 260H185V259H182ZM205 258H206V260L208 262L205 261ZM42 259H45V261L44 260L42 261ZM111 259L113 261H111ZM36 260H37V262H36ZM164 260H165L166 263L164 262ZM173 260H175L176 263ZM12 261H14L15 263H11ZM178 261H179V263H178Z\"/></svg>",
  "mask_w": 264,
  "mask_h": 264
},
{
  "label": "bare ground",
  "instance_id": "obj_2",
  "mask_svg": "<svg viewBox=\"0 0 264 264\" xmlns=\"http://www.w3.org/2000/svg\"><path fill=\"white\" fill-rule=\"evenodd\" d=\"M13 0H0V7H8V8H6V9H8V10H11V9H14L15 7H16V9H14V10H12L11 12L10 11H8V13L7 14H4V15H6L4 18L2 17V19L3 20H1V22H0V32L2 31V30H7V29H9L10 27H11V25H12V23H14L15 25H14V28H15V26H17L18 27V22L19 21H24L25 19H26V17L27 16H29V14L31 15L32 13H36V12H38L39 11V13L40 14H45L47 11H48V6H50L51 4H55L58 8L60 7V9L56 12V13H60V12H65V13H63V15L64 14H66V11L68 12V14L71 12V11H73V10H75V9H77L78 8V10H79V7H80V10H81V6H84L85 5V7H86V4L88 5V0H38L40 3H41V6L43 5V7L41 8L40 6V8H41V10H39V9H37L38 11H36V9H35V7H34V9H35V11L34 12H32V13H30L32 10H31V6L30 5H32L33 3H31V2H29V1H27V3L29 2V3H31L30 5H29V7H26L25 6V8H24V6L23 5H21V4H19L20 6H15L14 7V5L13 4H11V2H12ZM31 1V0H30ZM36 1V0H35ZM34 0H32V2H35ZM116 3H117V0H114ZM119 1H121V0H119ZM118 1V2H119ZM135 1V0H134ZM144 1H146V0H144ZM158 0H150V1H148L147 0V2H139L138 0L134 3V6H133V8H131V7H129L130 9H127V10H122V11H124V12H121V13H118L117 12V14H115L114 16H113V14H112V16L109 18V21L108 22H106V24H108V27L109 28H112L111 26H122V25H125V24H127L126 22H128V20H129V18H130V15H133V16H135L134 17V19L135 18H138L139 19V16H141V15H146L147 16V14L149 13V12H151L154 8L156 9V6L157 5H155V3L157 2ZM161 1V0H160ZM164 1H167V0H164ZM169 1V0H168ZM194 1H196V0H194ZM1 2H4V5H2L1 4ZM8 3V4H5V3ZM26 2V1H25ZM55 2H57V4L55 3ZM137 2H139V3H137ZM163 2V1H162ZM161 2V3H162ZM183 2V1H182ZM22 3V2H21ZM26 3V4H27ZM133 3V2H132ZM159 3V2H158ZM171 3V2H170ZM170 3L168 4V5H170ZM245 3V2H244ZM249 3V2H248ZM35 4V3H34ZM37 4H38V2H37ZM112 4V3H111ZM120 4V3H119ZM123 5H124V3H122ZM246 4V3H245ZM103 5H104V3H103ZM108 5V4H107ZM159 5V4H158ZM163 5H164V3H163ZM162 5V6H163ZM249 5V4H248ZM28 6V5H27ZM35 6H37L36 4H35ZM89 6V5H88ZM131 6V5H130ZM185 6V5H184ZM225 6H227V5H225ZM228 6H231V5H228ZM113 7H115V5H113ZM222 7V6H221ZM37 8V7H36ZM56 7H54V9H55ZM102 8V7H101ZM106 8V7H105ZM110 8H112V7H110ZM118 8V7H117ZM175 8V7H174ZM1 9V8H0ZM86 9V8H85ZM94 9V8H93ZM92 9V10H93ZM103 9V8H102ZM113 9V8H112ZM112 9H109V10H112ZM164 9V8H163ZM195 9V8H194ZM205 9V8H204ZM88 10V9H87ZM91 10V9H90ZM100 10V9H99ZM114 10H116V9H114ZM184 10V9H183ZM182 10V11H183ZM212 10V9H211ZM84 11L86 12V10H83V12H81V13H83L84 14ZM89 11V10H88ZM103 10H101V12H102ZM106 11H108V10H106ZM117 11V10H116ZM194 11V10H193ZM198 11V10H197ZM215 11V10H214ZM213 11V12H214ZM5 12H6V10H5ZM10 12V13H9ZM79 12V11H78ZM94 12V11H93ZM96 12V11H95ZM104 12V11H103ZM110 12H113V11H110ZM120 12V11H119ZM155 12V11H154ZM188 12V11H187ZM205 12V11H204ZM74 13H75V11H74ZM73 13V14H74ZM201 13V12H200ZM226 13V12H225ZM224 12L223 13H215V14H218V16L217 15H215L216 16V21L213 19V21H212V18H211V20H210V17H209V20L210 21H212L213 23H215L216 25L215 26H217V25H225L226 24V26H227V24H228V21H229V17H227L226 16V14H225ZM257 13V12H256ZM259 13V12H258ZM61 14V13H60ZM94 14H96V13H94ZM99 14V13H98ZM111 14V13H110ZM187 14V13H186ZM193 14V13H192ZM211 14H213V13H211ZM232 14V13H231ZM10 15V16H9ZM35 15V14H34ZM33 15V16H34ZM36 15H38L37 13H36ZM75 15V14H74ZM97 15V14H96ZM152 15V14H151ZM174 15V14H173ZM214 15H212V16H214ZM262 15V14H261ZM39 16V15H38ZM38 16H36V17H38ZM66 16V18H67V15H65ZM94 16V15H93ZM108 16V15H107ZM133 16H131V17H133ZM145 16V17H146ZM163 16V15H162ZM178 16H181V15H178ZM209 16V15H208ZM214 16V17H215ZM61 17H62V15H61ZM68 17H69V15H68ZM75 17V16H74ZM73 17V18H74ZM92 17V16H91ZM91 17H89V20H90V18ZM96 17H98V16H96ZM144 17V16H143ZM144 17V18H145ZM152 17V16H151ZM182 17V16H181ZM207 16L205 15V19L206 20H208L207 18H206ZM252 17V16H251ZM31 18H35V17H31ZM77 18V17H76ZM75 18V19H76ZM99 18V17H98ZM97 18V19H98ZM107 19H108V17H106ZM188 18V17H187ZM198 19H199V17H197ZM40 19H41V17H40ZM88 19V18H87ZM101 19V18H100ZM132 20H133V18H131ZM191 19V18H190ZM197 19V20H198ZM201 19V18H200ZM204 19V20H205ZM79 20V21H78ZM77 21L80 23V19H78ZM136 20V19H135ZM170 20V19H169ZM196 20V21H197ZM203 20V19H202ZM208 20V21H209ZM38 21V20H37ZM56 21V20H55ZM59 21V20H58ZM76 21V20H75ZM82 21V20H81ZM87 21V20H86ZM90 21H92V20H90ZM97 21V20H96ZM181 21H183V24H181L182 22ZM180 22V24L181 25H179L178 27H174L173 29L172 28H170V29H172V31H170V33L166 36L165 34H166V32H165V43H166V40H167V43H170V42H172V41H174L175 39H177V38H180V35L183 33V31H185V30H187L188 29V27H190V25L191 26H193V24L194 23H191V20L190 21H188V19H187V21H188V23H184V21H185V19L183 20H181ZM195 21V20H194ZM215 21V22H214ZM256 21V20H255ZM29 22V21H28ZM27 22V23H28ZM78 22H75V25H77L76 23H78ZM85 22V20L83 21V23ZM190 22V23H189ZM200 22H202V21H200ZM26 23V24H27ZM33 22H31V23H28L29 25H27V26H24V28H26V27H31L32 29H33V27H32V24ZM35 23V22H34ZM62 23V22H61ZM82 22H81V25H77L76 27V29H77V31L75 30V28H74V22H73V26L71 27V28H74V30L75 31H73V29H72V32L73 33H75V34H78V33H81V32H84L85 33V31H83V30H86V29H84L83 28V25H86V22L83 24ZM205 23H206V21H205ZM204 23V24H205ZM207 23H209V22H207ZM206 23V24H207ZM42 24L44 25V23L42 22ZM67 24V23H66ZM94 24H96L95 26H98V28L96 27V30H98V32L97 33H99V35L102 33V31L105 29H103V27H104V21L102 22V21H97V23H94ZM94 24H93V26H94ZM203 24V25H204ZM210 25L208 26L209 28H210V26H211V24L212 23H209ZM39 25V24H38ZM42 25V26H43ZM70 25V24H69ZM131 25V24H130ZM157 25V24H156ZM198 25V24H197ZM200 25V24H199ZM213 25V24H212ZM249 25V24H248ZM253 25H254V23H253ZM258 25H260V24H258ZM22 26V25H21ZM20 26V27H21ZM40 26L41 25H39V26H35L36 28L37 27H39L40 28ZM68 26V25H67ZM176 26V25H175ZM23 27V26H22ZM21 27V28H22ZM66 27V26H65ZM69 27V26H68ZM68 27H66V28H68ZM69 27V28H70ZM91 28L92 26H88V28ZM130 27V26H129ZM162 27V26H161ZM254 27H256L255 25H254ZM13 28V27H12ZM13 28V29H14ZM60 28H62V27H60ZM88 28H87V30L86 31H88ZM114 28V27H113ZM120 28V27H119ZM133 28V27H132ZM199 28V27H198ZM208 28V29H209ZM222 28H224V27H222ZM231 28V27H230ZM253 28V27H252ZM92 29V32H93V27L91 28ZM94 29H95V27H94ZM207 29V28H206ZM205 29V33H208V31L210 32V30H212V27H211V29L210 30H206ZM257 29V28H256ZM262 29V28H261ZM18 31H20L21 29H17ZM17 30L15 31V33L17 32ZM25 30V29H24ZM24 30H23V28H22V32H24ZM26 30H28V28L26 29ZM44 30V29H43ZM42 29H41V31H43ZM67 30H69V29H66L65 31H67ZM106 30V29H105ZM111 30V29H110ZM109 30V31H110ZM117 30V29H116ZM167 30V29H166ZM165 30V31H166ZM225 30V29H224ZM40 31V30H39ZM64 31V32H65ZM234 31H236L235 33H234V35H233V39H231L230 40V44H229V49H228V55L226 56V61H228L229 59H230V57L234 54V48L237 46L236 45V43H239L240 44V41H243V39H241V37H240V31H238V30H234ZM234 31H232V32H234ZM253 31V30H252ZM5 32V31H4ZM21 32V33H22ZM58 32H60V31H58ZM62 32V31H61ZM68 32V31H67ZM106 32L107 33H109L107 30H106ZM111 32V31H110ZM124 32H126V31H124ZM212 32V31H211ZM2 33V32H1ZM0 33V34H1ZM29 33V32H28ZM36 33H38L37 32V29H36ZM45 33V32H44ZM49 33H51V32H49ZM69 33V32H68ZM214 33V32H213ZM225 33H227L228 34V32H224L223 34L224 35H227V34H225ZM253 33H255V30H254V32ZM264 33V31L262 32V34ZM6 33H4L3 35H5ZM12 34V33H11ZM17 34V33H16ZM16 34H15V36H16ZM25 34V33H24ZM40 34H41V32H39V34H37V36L36 37H38V35H39V37H40ZM43 34V33H42ZM59 34V33H58ZM82 34V33H81ZM80 34V37H82L83 38V36ZM96 34V33H95ZM115 34V33H114ZM121 34V33H120ZM155 34V33H154ZM256 34V33H255ZM261 34V33H260ZM7 36H9L8 35V33L6 34ZM47 35V34H46ZM73 35V34H72ZM102 35V34H101ZM104 35V34H103ZM131 35H133V34H131ZM242 35V34H241ZM7 36H6V38H7ZM18 36V35H17ZM23 36V35H22ZM79 36V35H78ZM78 36H75V37H78ZM90 36V35H89ZM111 36V35H110ZM28 37V36H27ZM38 37V40H40V38ZM80 37H78V38H80ZM86 37H88V35L86 36ZM86 37L85 38H83V39H85L84 41L85 42H89L88 41V39H86ZM101 37V39H102V36H100ZM136 37V36H135ZM244 37V36H243ZM256 38H257V36H255ZM258 37H259V35H258ZM3 38L4 39H6L5 38V36H3ZM10 38V37H9ZM23 38H24V36H23ZM54 38V37H53ZM93 38H97V36L95 37V35L93 34V36L90 38V42H91V40L93 39ZM108 38V37H107ZM107 38H106V40H105V42H108L107 41ZM143 38V37H142ZM158 38V37H157ZM191 37H189V39H190ZM13 39V38H12ZM47 39H49V38H47ZM72 39V38H71ZM82 39V40H83ZM112 39V38H111ZM185 39V38H184ZM227 39V38H226ZM264 39V34L262 35V37L259 39V41H261V40H263ZM7 40V39H6ZM9 40L10 39H8L7 41L9 42ZM26 40H27V43L29 44V43H31V41L29 42L28 41V39L26 38ZM36 40H37V38H36ZM42 40H44V39H42ZM67 40V38H65V40H62L61 41V43L60 44H58L59 46H62L63 44L65 45V43H64V41H66ZM70 40V39H69ZM78 40H80V39H78ZM94 40V39H93ZM100 40V39H99ZM99 40L97 41V39L96 40H94V41H97L98 43H99ZM180 40H181V38H180ZM179 40V41H180ZM13 41V40H12ZM12 41H10V42H12ZM50 41H52V45H51V47H52V49L55 47L54 46V39H51ZM49 41V42H50ZM70 41H72V42H74L75 40H70ZM70 41H68L67 40V42H70ZM93 41V42H94ZM178 41V40H177ZM228 41V40H227ZM4 42H5V40H4ZM9 42V43H10ZM15 42H16V40H15ZM22 42H24V43H26L25 41H22ZM33 42V41H32ZM79 41H76V42H74V43H78ZM84 42V43H85ZM143 42V41H142ZM156 42V41H155ZM183 42V41H182ZM181 42V43H182ZM0 43H2L1 41H0ZM17 43V42H16ZM21 43V42H20ZM26 43V44H27ZM37 43V42H36ZM43 42H41V44H42ZM80 43H81V41H80ZM103 43L104 42H102L101 44L103 45ZM112 43V42H111ZM256 43V42H255ZM23 44V43H22ZM33 44V43H32ZM31 44V45H32ZM35 44V43H34ZM40 44V45H41ZM68 44V43H67ZM72 44V43H71ZM79 44V43H78ZM83 44V43H82ZM88 44H90V43H88ZM87 44V45H88ZM100 44V43H99ZM183 44H184V42H183ZM183 44H182V46H183ZM2 44H0V46H1ZM15 45V44H14ZM39 45V44H38ZM37 45V46H38ZM43 45V44H42ZM42 45H41V47L40 48H45V45L42 47ZM76 44H74V46H73V49H71V52H73L72 50H74L75 48H76V46H75ZM97 45V44H96ZM101 45V46H102ZM105 45V44H104ZM116 45H119V44H117L116 43ZM121 45V44H120ZM170 45V44H169ZM10 46H11V43H10ZM35 46V45H34ZM37 46H35V47H37ZM54 46V47H53ZM58 46V47H59ZM100 46V47H101ZM175 46H177V45H175ZM185 46V45H184ZM183 46V47H184ZM191 46V45H190ZM202 46V45H201ZM239 46V45H238ZM248 46V45H247ZM38 47V48H39ZM50 47V48H51ZM100 47H98V48H100ZM105 47V46H104ZM168 47H171V46H168ZM174 47V46H173ZM2 48V47H1ZM4 48H5V46H4ZM7 48H9V47H7ZM56 48L57 47H55V49H53V50H55L56 51ZM78 48V47H77ZM80 48V47H79ZM85 48V47H84ZM90 48L92 49V46H90ZM89 48V49H90ZM94 48H96V47H94ZM103 48V47H102ZM163 48V47H162ZM176 48H179V47H176ZM186 48V47H185ZM237 48H239V47H237ZM241 48H242V46H241ZM31 49V48H30ZM41 49V50H42ZM52 49H50V50H52ZM64 49H65V46H64ZM164 49V48H163ZM162 49V51H164ZM171 49V48H170ZM169 49V50H170ZM180 49H181V47H180ZM179 49V50H180ZM184 49V48H183ZM0 50H2V49H0ZM11 50V49H10ZM46 49H44V51H45ZM49 50V49H48ZM48 50H47V52H48ZM58 51L57 52H59V50H60V47H59V49H57ZM66 51L64 52V53H67V51H69V54H70V49L69 48H66L65 49ZM178 50V49H177ZM239 50V52H240V49H237V51ZM247 50V49H246ZM260 50V49H259ZM4 51L5 50H3L2 52L4 53ZM37 51H40V49L39 50H37ZM62 51V50H61ZM90 51V50H89ZM92 51V50H91ZM97 51V50H96ZM106 51V50H105ZM162 51H158V52H162ZM171 51V50H170ZM185 51V50H184ZM188 51V50H187ZM6 52H8L7 50L5 51V53ZM35 52V51H34ZM34 52H33V54H34ZM47 52H45L46 54H47ZM50 53H48V54H53V52L52 51H49ZM52 52V53H51ZM97 52H99V51H97ZM100 52H102V51H100ZM149 52V51H148ZM175 52V51H174ZM180 52V51H179ZM196 52V51H195ZM1 53V52H0ZM2 53V54H3ZM4 53V54H5ZM31 53V52H30ZM42 55H41V54ZM40 53L38 52V55L40 54L41 56L40 57H37V56H35V54L37 55V52L33 55L34 57H36V58H31V61H33L32 59H36V60H38V61H41V60H39L38 58H42V57H44V55H43V52L42 51H40ZM60 53V52H59ZM63 53V52H62ZM85 53V52H84ZM163 53V56L165 55L164 53H165V51L164 52H162ZM172 53H173V51H172ZM3 54V55H4ZM68 54V53H67ZM98 54V53H97ZM161 53H159V56H161L162 58V62L164 61V59H168V58H166V57H169L170 55H168V56H162V55H160ZM168 54V53H167ZM6 55H7V53H6ZM13 55V54H12ZM194 55V54H193ZM236 55H237V53H236ZM1 56V55H0ZM8 56V55H7ZM7 56H5V57H3V58H6ZM46 57H47V55H45ZM148 56V55H147ZM150 56V55H149ZM157 56V55H156ZM155 56V57H156ZM172 56V55H171ZM66 57V56H65ZM72 57V56H71ZM88 57V56H87ZM139 57V56H138ZM155 57H151V58H155ZM174 57V56H173ZM179 57V56H178ZM48 58H51V56L50 57H48ZM55 58V57H54ZM67 58V57H66ZM81 58H82V56H81ZM175 58V57H174ZM176 58H177V54H176ZM175 58V59H176ZM234 58V57H233ZM232 58V59H233ZM43 59V58H42ZM45 59H47V58H45ZM44 59V60H45ZM57 59V58H56ZM72 59V58H71ZM70 59V60H71ZM94 59V58H93ZM174 59V60H175ZM19 59H17V61H18ZM36 60H34V61H36ZM53 57H52V60H50L51 61V63L53 64ZM69 60V61H70ZM81 60V59H80ZM95 60V59H94ZM149 60V59H148ZM148 60H146V61H148ZM29 61H30V59H29ZM33 61V62H34ZM37 61V63L36 64H34L33 62H31V63H33L34 64V67H35V65H37V67H33L32 65L33 64H26L25 62H24V64H22L21 63V65H23V66H21L20 68H19V70L21 69V70H24L22 73H21V75H23L24 73H27L28 71H29V75L30 74H38V73H40V72H42V70L44 69V70H46L47 69V64L49 65V67L51 66V63L49 64V62H48V60H46V62H47V64H46V62H45V64H46V69H45V65L44 64H42V63H44V61H41L42 63H39ZM79 61V60H78ZM77 61V62H78ZM83 61V60H82ZM81 61V62H82ZM145 61V62H146ZM160 61V63H158L159 61H156V60H154V62H157L159 65L162 63ZM171 61V60H170ZM169 60L168 61H164L165 62V65L168 63V64H170L169 62H170ZM176 61V60H175ZM178 62H179V59L177 60ZM176 61V62H177ZM193 61V60H192ZM60 62V61H59ZM110 62V61H109ZM149 62V61H148ZM181 62V61H180ZM28 63V62H27ZM79 63V62H78ZM147 63V62H146ZM146 63H144V64H146ZM19 64V63H18ZM38 64H40V65H38ZM68 64V63H67ZM163 64V63H162ZM167 64V65H168ZM171 64H173V62H171ZM177 64H180V63H177ZM225 64V63H224ZM1 65V64H0ZM42 65V66H41ZM95 65V64H94ZM164 65V64H163ZM167 65H166V68H167ZM253 65V64H252ZM13 66H15V64L13 65ZM39 66V67H38ZM81 66V65H80ZM147 66H149L148 64H147ZM169 66V65H168ZM179 66V65H178ZM11 67V66H10ZM68 67V66H67ZM74 67V66H73ZM146 67V66H145ZM151 67V66H150ZM155 68H157V65L155 64V66H154ZM170 67H172L171 65H170ZM214 67H216V66H214ZM55 68V67H54ZM60 68V67H59ZM71 68V67H70ZM155 68H153V69H155ZM161 68H162V66H161ZM224 68V67H223ZM17 69V68H16ZM56 69V68H55ZM83 69V68H82ZM141 69V68H140ZM165 69V68H164ZM218 69V68H217ZM217 69H215V70H217ZM219 69H220V67H219ZM1 70V69H0ZM2 70H4V69H2ZM8 70H11V68L10 69H8ZM41 70V71H40ZM49 70V69H48ZM57 70V69H56ZM68 70V69H67ZM86 70V69H85ZM108 70V69H107ZM162 71H163V69H161ZM17 71L18 70H16L15 71V75L16 76H18L16 73H17ZM52 71V70H51ZM142 71V70H141ZM155 72H157L158 71V69H157V71L156 70H154ZM153 71V72H154ZM160 71V70H159ZM158 71V72H159ZM186 71V70H185ZM6 72H7V70H6ZM12 72H13V70L10 72V74H12ZM48 72V71H47ZM47 72H43L44 74L46 73V76H47ZM50 72V71H49ZM48 72V73H49ZM85 72V71H84ZM106 72V71H105ZM143 72V71H142ZM142 72L140 73V75L142 74ZM145 72V71H144ZM258 72H261V71H257V73ZM5 73V72H4ZM19 73V72H18ZM43 73H41V75L43 74ZM76 73H77V71H76ZM159 73H162V72H159ZM174 73V72H173ZM9 74V73H8ZM20 74V73H19ZM64 74V73H63ZM73 74V73H72ZM84 74V73H83ZM144 74V73H143ZM152 74V73H151ZM151 74H150V76H151ZM207 74V73H206ZM259 75L258 76H256L257 78H249V79H247L248 77H250V74H245V75H243V76H238V77H236L237 79H239V81L240 82H248L249 81V83H250V85H249V90H250V93L251 94H253L254 92V95L256 96V95H262L261 93H264V90H263V86H264V79L262 80L261 78H263V76H264V74L263 73H258ZM4 75V74H3ZM20 75V76H21ZM27 75V74H26ZM26 75L24 74V78H26ZM39 75V74H38ZM52 75H54V74H52ZM104 75V74H103ZM114 75V74H113ZM161 75H163V74H161ZM0 76H1V74H0ZM5 76V75H4ZM8 77H10L9 75H7ZM12 76V75H11ZM15 76V77H16ZM28 76V75H27ZM40 76V75H39ZM39 76H37V77H39ZM55 76V75H54ZM57 76H58V74H57ZM69 76V75H68ZM108 76V75H107ZM143 76V75H142ZM158 76V75H157ZM204 76V75H203ZM252 76V75H251ZM2 77V76H1ZM31 77H35L34 75H31V76H29L28 78H29V80H31L32 78ZM48 77V76H47ZM52 77V76H51ZM50 77V78H51ZM59 77V76H58ZM154 77H155V75H154ZM199 77H201V75L199 76ZM198 77V78H199ZM205 77V76H204ZM14 78V77H13ZM12 78V79H13ZM19 78V77H18ZM28 78L26 79L27 81H29L28 80ZM31 78V79H30ZM42 78H43V76H42ZM49 78V77H48ZM57 78V77H56ZM64 78V77H63ZM77 78V77H76ZM82 78V77H81ZM91 78V77H90ZM144 78V77H143ZM146 78V77H145ZM16 79V78H15ZM23 79V78H22ZM35 80H36V78H34ZM150 79V78H149ZM148 79V80H149ZM152 79H153V75H152ZM195 79H197V77L195 78ZM201 79H202V77H201ZM5 80H7V79H5ZM9 80V79H8ZM18 80V79H17ZM37 80H38V78H37ZM46 80V79H45ZM49 80V79H48ZM47 80V81H48ZM54 81H56L55 79H53ZM142 80V79H141ZM145 80V79H144ZM144 80H142V81H144ZM146 80H147V78H146ZM154 80H157V79H154ZM153 80V81H154ZM210 80V82H208V84L206 85V87H205V107H206V109H207V113H208V115H207V113H205V115H207L206 116V118H205V120H203V122H202V124L204 125L203 126V128H202V131H201V140H196V141H198V142H201V145H202V150L201 151H197V154H196V152H195V154L196 155H198V152H199V154H200V156H201V160H200V163L202 162V164H207V165H214L215 166V170L214 171H211L212 173H207V177L208 178H210V179H212V180H217V181H219V179H220V181H225V180H231V182H232V184H234V183H236V182H240V181H249V183H248V185L250 186V185H252L254 182V184H253V187H255L257 184H256V181H259V180H262V179H264V133H262L261 131H263L264 130V119L262 118L264 115L262 114V112L261 111H259V110H257V112L255 111V112H249L248 114H240L239 113V107L236 105V104H234V103H231L230 102V100L228 99L225 103H223V98H226V93L228 92L227 90H228V87H226L225 85H222V86H215V82H216V80L214 79V78H212L211 77V79H209ZM211 80H212V82H211ZM10 82H11V80H9ZM13 81V85H14V80H12ZM16 81V80H15ZM34 81V80H33ZM50 81V80H49ZM48 81V82H49ZM54 81H52V82H54ZM62 81H64V80H62ZM153 81H151V83L153 82ZM197 82L198 83V81H196V80H193V82ZM208 81V80H207ZM2 82V81H1ZM19 82H21V80L19 81ZM31 82V81H30ZM51 82V81H50ZM51 82V83H52ZM86 82V81H85ZM84 82V83H85ZM90 82V81H89ZM146 82V81H145ZM194 82V83H195ZM220 82V81H219ZM9 83V82H8ZM9 84V85H12V84ZM23 83V82H22ZM44 83V82H43ZM82 83V82H81ZM170 83V82H169ZM172 83V82H171ZM232 83V82H231ZM241 83V84H242ZM16 84H19V86H20V83H18L17 81H16ZM25 84V83H24ZM24 84L23 85H21V86H24ZM196 84V83H195ZM199 84V86L201 85L200 83H198ZM227 84V83H226ZM5 85V84H4ZM8 85V84H7ZM60 85H61V83H60ZM143 85V84H142ZM148 85V84H147ZM248 84H246V86L245 87H247L248 88V86H247ZM18 86V85H17ZM17 86H16V88H17ZM39 86V85H38ZM56 86V85H55ZM92 86V85H91ZM145 86H146V84H145ZM159 86V85H158ZM177 86V85H176ZM197 86V85H196ZM228 86V85H227ZM14 86H11V87H9V88H13ZM27 86L25 85V88H26ZM62 87V86H61ZM142 87V86H141ZM144 87V86H143ZM143 87H142V89H143ZM150 88H152L151 86H149ZM4 88H6V87H4ZM28 88V87H27ZM31 88V87H30ZM67 88H69V87H67ZM89 88V87H88ZM149 89L148 88V86H146L144 89ZM155 88V87H154ZM186 88V87H185ZM194 88L196 89V88H198V87H195L194 86ZM258 88V89H257ZM8 89V88H7ZM18 90H20V91H18L17 90V93H21V89H23V88H17ZM53 89V88H52ZM66 89V88H65ZM153 89V88H152ZM2 91L0 92V104H3V106L1 107L0 106V171H2V170H4L5 169V173L6 172H16L17 170H18V168H19V166H24L26 169H24V172L26 171L27 173H33V171H31V172H28L29 170H30V168H32L33 166H31V165H33L32 163H33V161L34 160H37V165H36V167H39V166H41V165H43V164H40L41 162H43V157L45 156L44 155V152H45V154H46V152L47 151H51V152H53L54 154H52V155H55V156H57V155H59V156H63L64 154H65V156H67L66 155V152H68L67 154L68 155H72L73 153L71 152V153H69L70 151H68L69 150V148H70V145H72V147H73V145L74 146H76V145H78V143H82V148H81V150L80 151H78V149H76L77 151V153L76 154H78V153H80L82 156L84 155L85 157H89V155H90V153H91V155L93 154L95 157L97 156L98 158H99V156H100V152H98L97 151V145H95L96 143L99 145H102L103 143H104V145H103V147L102 148H105L106 146H107V148L109 147V145L112 147V144L113 143H115V142H117L118 144L120 143L119 141H122V140H124L125 138V140H127V137L128 138H130L131 136V134L132 133H134L136 130H139L138 129V127H140V125H145L144 123H147V121L148 120H152V119H150V116H151V112H152V109H151V106H148L149 105V103H148V105H146V102H145V105L147 106V107H144V105L141 107V111H140V114H141V121H139L140 122V125H139V123H136L135 125H129V127H127L126 128V126L125 127H122V129L120 128V131L119 130H115V132H117L118 133V136H119V141H116L117 140V138L115 139V140H113L114 138H115V135L114 136H110V137H107L108 136V134L110 133L111 134V131H108V132H106V133H108L107 134V136H105V137H102V135H103V133H102V131H100L101 133L100 134H97V137H95L94 139L92 138L93 136L91 135H89L88 133V135H89V137H88V140H86L87 139V137L86 136H84V135H82L83 133H84V128L86 129V127H87V124L85 123V125H84V127H83V125H82V129L81 130H79V129H77V127H74L73 126V123L75 122H79V119L81 120V118L87 113V117H88V113L90 112V111H92V108L94 107V105H92L91 103V107L90 108H88V107H86V108H88V109H86V110H84L83 111V109H82V111H79L78 109H76L77 110V112L75 111V109H73V111H75V112H73V113H69V112H72V110H70V111H68V113H67V115L65 114L66 112H64V111H62V110H60L58 107L60 106V104H59V99H58V97L56 98L57 100L56 101H52V99L50 100V102L48 103L47 102V106H45L43 109V112L47 115V116H45L46 118H44L43 120L44 121H41L39 124H37V125H35V126H31L30 128H29V132H28V134H23V135H21V132H20V135H21V137H20V135H19V137L17 138V139H15L14 140V138H13V142L12 143H10V137H8L9 138V140H7V137L6 136H8L9 134L8 133H11L12 132V134H14V133H19V131H18V129L20 128L19 126H18V124L19 123H21V117H22V119L24 118V116L27 114H23V115H20L19 114V111H20V109H21V105L19 104V100L18 99H16V100H14L13 102L12 101H10L9 99L10 98H6V96L10 93L8 90H6V89H1ZM12 90V89H11ZM48 90V89H47ZM59 90V89H58ZM77 90H79V89H77ZM86 90H88V89H86ZM185 90V89H184ZM211 90H213V93H215V94H210V92H211ZM15 91H16V89H15ZM22 91H25V89L24 90H22ZM90 91V90H89ZM121 91H123V90H121ZM121 91H120V95H121ZM166 91V90H165ZM168 91V90H167ZM7 92H9V93H7ZM86 92V91H85ZM162 92V91H161ZM7 93V94H6ZM17 93H16V96H17ZM66 93V92H65ZM69 93V92H68ZM111 93V92H110ZM109 93V94H110ZM11 94V93H10ZM10 94H9V96H10ZM13 94V93H12ZM30 94V93H29ZM76 94V93H75ZM78 94V93H77ZM117 94V93H116ZM143 94V93H142ZM153 94V93H152ZM179 94H181V93H178V95ZM184 94H186V93H184ZM196 94V93H195ZM237 94V93H236ZM19 96H20V94H18ZM59 95V94H58ZM67 95V94H66ZM73 95V94H72ZM113 95V94H112ZM177 95V94H176ZM175 95V96H176ZM178 95H177V97H178ZM14 96H15V93H14ZM34 96V95H33ZM40 96V95H39ZM42 96V95H41ZM52 96V95H51ZM62 96H63V94H62ZM76 96V95H75ZM74 96V97H75ZM82 96V95H81ZM141 96V95H140ZM143 96V95H142ZM145 96H146V94H145ZM153 96V95H152ZM160 96H162V95H160ZM173 96V95H172ZM174 96V97H175ZM181 96V95H180ZM179 96V97H180ZM190 96H193V94H191ZM199 96V95H198ZM253 96V95H252ZM254 96V97H255ZM8 97V96H7ZM29 97H31V96H29ZM37 97V96H36ZM60 97V96H59ZM64 97V96H63ZM103 97V96H102ZM118 97V96H117ZM116 97V98H117ZM158 97V96H157ZM176 97V98H177ZM261 97V96H260ZM259 97V98H260ZM5 98H6V100L8 101L9 100V102H4V101H6L5 100ZM16 98V97H15ZM70 98V97H69ZM77 98V97H76ZM83 98V97H82ZM84 98H86V97H84ZM89 98V97H88ZM114 98H115V96H114ZM115 98V99H116ZM144 98V97H143ZM160 98V97H159ZM169 98V97H168ZM172 98V100L171 101H169L168 103H167V106H166V108H165V111H166V113H164L163 112V114H165V115H163V121L161 120L160 122H162L161 124H171L172 126L173 125H176V123H177V121H178V116H179V113H180V109L181 108H179L178 110H177V108L176 107H179L180 106V104H181V102H180V104L178 105V103H179V101L177 100V99H174L173 97H171ZM183 98L184 99H187L186 97H184V95H183ZM189 98V97H188ZM228 98V97H227ZM251 98V97H250ZM249 98V99H250ZM31 99V98H30ZM62 99V98H61ZM99 99V98H98ZM102 99H104V98H101V99H99V101L101 102V104H104V103H106V101H104V103H102L103 101H101ZM113 99V98H112ZM114 99V100H115ZM154 99H155V97H154ZM167 99V98H166ZM165 99V100H166ZM193 99H194V97H192L191 98V100L190 101H188L187 100V102H188V104H181V106L180 107H184L185 108V106H189V104H190V106H191V102L193 101ZM204 99V98H203ZM218 99H222V102H220V101H218ZM238 99V98H237ZM256 100L258 99V98H255ZM254 99V100H255ZM35 100V99H34ZM38 100V99H37ZM37 100H36V102H37ZM104 100H106V99H104ZM111 100V99H110ZM113 100V101H114ZM117 100H119V99H117ZM153 100V99H152ZM167 100H169V99H167ZM253 100V101H254ZM261 100V99H260ZM46 101V100H45ZM61 101V100H60ZM67 101V100H66ZM70 101H71V98H70ZM74 101V100H73ZM93 101V100H92ZM91 101V102H92ZM98 101V102H99ZM116 101V100H115ZM121 101V100H120ZM137 101V100H136ZM148 101H149V99H148ZM155 101H157V100H155ZM177 101V102H176ZM31 102V101H30ZM41 102V101H40ZM53 102V103H52ZM99 102V103H100ZM118 102V101H117ZM142 102V101H141ZM152 102V104H153V101H151ZM235 102V101H234ZM82 103V102H81ZM93 103V102H92ZM99 103H96V104H99ZM144 103V102H143ZM160 104H162L161 102H159ZM193 103V102H192ZM235 103H237V102H235ZM252 103V102H251ZM26 104V103H25ZM29 104V103H28ZM49 104V105H48ZM94 104V103H93ZM110 104H111V102H110ZM151 104V103H150ZM154 104H156L155 102H154ZM165 103H163V105H164ZM39 105V104H38ZM46 105V104H45ZM68 105V104H67ZM66 105V107L65 108H67L68 106ZM127 105H129V104H127ZM138 105V104H137ZM218 106L217 108H216V106ZM242 105V104H241ZM252 105V104H251ZM257 105V104H256ZM44 106V105H43ZM65 106V105H64ZM63 106V107H64ZM71 107H72V105H70ZM85 106V105H84ZM133 106V105H132ZM134 106H136L135 104H134ZM158 106V105H157ZM189 106V107H190ZM248 106V105H247ZM253 106H255V103H254V105ZM42 107V106H41ZM74 107V106H73ZM80 107V106H79ZM97 108H98V106H96ZM99 107L100 108H102L103 109V107L101 106V105H99ZM107 107V106H106ZM128 107V106H127ZM129 107H131V106H129ZM137 107V106H136ZM231 107H233V110H231ZM78 108V107H77ZM100 108H98V109H96V111L97 110H99ZM153 108H154V105H153ZM192 108V107H191ZM248 108H252V106H249ZM257 108V107H256ZM58 109V110H57ZM68 109V108H67ZM69 109H71L70 107H69ZM68 109V110H69ZM128 109H130V108H128ZM158 109V108H157ZM162 109V107H160V110ZM225 109H227V111L225 110ZM24 110V109H23ZM60 110V111H59ZM66 110V109H65ZM81 110V109H80ZM104 110V109H103ZM112 110V109H111ZM132 110H134V109H132ZM138 110V109H137ZM162 111V110H161ZM160 111V112H161ZM246 111V110H245ZM42 112V115L44 114ZM98 112V111H97ZM101 112V111H100ZM102 112H104V111H102ZM101 112V113H102ZM132 112V111H131ZM158 112V111H157ZM169 112V113H168ZM242 112V111H241ZM34 113V112H33ZM32 113V114H33ZM37 113V112H36ZM99 113V112H98ZM100 113V114H101ZM105 113H106V111H105ZM137 113V112H136ZM154 113V112H153ZM156 113V112H155ZM44 114V115H45ZM92 114H94V113H92ZM92 114H91V116H92ZM97 114V113H96ZM96 114H94L95 116H96ZM116 114H118V113H116ZM122 115H123V113H121ZM137 114H139V113H137ZM136 114V115H137ZM28 115V114H27ZM30 115V114H29ZM97 115H99V114H97ZM135 115V114H134ZM135 115V116H136ZM36 116V115H35ZM91 116H90V118H91ZM119 116V115H118ZM130 116V115H129ZM140 116V115H139ZM156 116V115H155ZM155 116H153L154 118H155ZM159 116V115H158ZM157 116V117H158ZM28 117V116H27ZM97 117V116H96ZM95 117V118H96ZM99 117V116H98ZM120 118H122V116H119ZM124 117H126L125 115L123 116V118ZM134 117V116H133ZM152 117V116H151ZM100 118H101V116H100ZM99 118V119H100ZM114 118V117H113ZM112 118V119H113ZM126 118H129V117H126ZM125 118V119H126ZM159 118V117H158ZM158 118H157V120H158ZM224 118H228V119H224ZM242 118H246V119H244V120H242ZM27 119V118H26ZM31 119V118H30ZM85 119H86V117H85ZM84 119V120H85ZM102 119V118H101ZM100 119V120H101ZM119 119V118H118ZM118 119H116L117 121H118ZM137 119V118H136ZM89 120V119H88ZM103 121L102 122H105V120L104 119H102ZM120 120V119H119ZM122 120V119H121ZM120 120V121H121ZM134 120V119H133ZM132 120V121H133ZM156 120V119H155ZM156 120V121H157ZM24 121V120H23ZM29 121V120H28ZM32 121V120H31ZM87 121V120H86ZM90 122H92V119L91 120H89ZM120 121H118L119 123H120ZM129 121V119L127 120V122ZM136 121H138V119L136 120ZM155 121V122H156ZM94 122V121H93ZM101 122V121H100ZM106 122H107V120H106ZM116 122V121H115ZM124 123H126V124H129V123H127V122H125V121H123ZM131 122V121H130ZM134 122V121H133ZM149 122V121H148ZM153 122H154V119H153ZM18 123V124H17ZM23 123V122H22ZM30 123V122H29ZM35 123V122H34ZM107 123H109V121L107 122ZM179 123V122H178ZM36 124V123H35ZM78 124V123H77ZM104 125H106L105 123H103ZM102 124V125H103ZM118 124V123H117ZM126 124H124V125H126ZM34 125V124H33ZM90 125V124H89ZM91 125H92V123H91ZM90 125V126H91ZM98 125H101L100 123H98L96 126H97V128L98 127H101V126H98ZM104 125H103V129H107V126H109V125H107L106 127H104ZM111 125V124H110ZM149 125V124H148ZM156 125V124H155ZM158 125H159V123H158ZM168 125V126H169ZM170 125V126H171ZM93 126V125H92ZM95 126V125H94ZM118 126V125H117ZM181 126V125H180ZM142 127V126H141ZM140 127V128H141ZM150 127H152V125L150 126ZM166 127V126H165ZM165 127H164V129H165ZM176 127H179V126H177L176 125ZM79 128V127H78ZM92 128H94V130H95V127H92ZM108 128H110V127H108ZM112 128V127H111ZM115 128V127H114ZM118 128H119V126H118ZM144 128V127H143ZM153 128V127H152ZM151 128V129H152ZM160 128V127H159ZM169 128V127H168ZM167 127H166V129H168ZM88 129V128H87ZM117 129V128H116ZM147 129H148V127H147ZM146 129V130H147ZM150 129V130H151ZM155 129V128H154ZM112 130V129H111ZM143 130V129H142ZM145 130V129H144ZM153 130V129H152ZM200 130V129H199ZM91 131H92V129H91ZM96 131V130H95ZM106 131V130H105ZM147 131H149V129L147 130ZM163 131V130H162ZM184 131H186V129L185 130H183L182 132H184ZM22 132H23V130H22ZM81 132H82V134H81ZM88 132V131H87ZM97 132V131H96ZM114 132V131H113ZM143 132V131H142ZM141 132V134H143ZM16 133V134H17ZM136 133V132H135ZM179 133V132H178ZM177 133V134H178ZM8 134V135H7ZM11 134V135H12ZM87 134H85V135H87ZM92 134V133H91ZM93 134H95V133H93ZM109 134V135H110ZM113 134V133H112ZM138 134V133H137ZM146 134V133H145ZM18 135V134H17ZM133 135V134H132ZM163 135V134H162ZM165 135V134H164ZM181 135V134H180ZM14 136H16V135H14ZM82 136V137H81ZM141 136V135H140ZM63 137H65L66 139H67V141H69V142H67V141H65V143H64V139H63ZM81 137V138H80ZM142 137V136H141ZM141 137H139V138H141ZM151 137V136H150ZM166 137V135L164 136V138ZM168 137V136H167ZM171 137H173V135L171 136ZM72 138H73V140H72ZM79 138H80V140H79ZM132 138V137H131ZM134 138H136V137H134ZM133 138V139H134ZM138 138V137H137ZM170 138V137H169ZM176 137H174V139H175ZM179 138V137H178ZM177 138V139H178ZM98 139H100L99 141H98ZM173 139V140H174ZM176 139V140H177ZM180 139V138H179ZM94 140H95V142H94ZM97 140V141H96ZM104 140V141H103ZM131 139H129V141H130ZM134 140H136V139H134ZM133 140V141H134ZM165 140V139H164ZM9 141V142H8ZM115 141V142H114ZM137 141H138V139H137ZM175 141V140H174ZM179 141V140H178ZM66 142H67V144H66ZM10 143V144H9ZM59 143H61L60 144V146H59ZM64 143V144H63ZM89 143L93 146V148H94V146H96L95 148H97L96 149V151L95 152H90L89 150H86L85 149V147L87 148L88 147V145H89ZM112 143V144H111ZM159 143V142H158ZM161 144H160V146H162L163 145V143L162 142H160ZM166 144L168 143V140H167V142H165ZM170 143V142H169ZM76 144V145H75ZM79 144V145H80ZM94 144V145H93ZM128 144V143H127ZM172 144V142L170 143V145ZM64 145H67V146H64ZM99 145V146H100ZM114 146L116 145L117 146V144H113ZM154 145V144H153ZM169 145V144H168ZM183 145V144H182ZM69 146V147H68ZM85 146V147H84ZM92 146L90 147V150H94L93 148H92ZM115 146V149H117V147ZM155 146V145H154ZM159 146V147H160ZM165 145H163L162 147H164ZM79 146H77L76 148H78ZM81 147V146H80ZM111 147H109V149H111ZM138 147V146H137ZM152 147V146H151ZM156 147V146H155ZM158 147V146H157ZM166 147V146H165ZM161 148V149H167V148ZM168 147V146H167ZM182 147V146H181ZM184 147V146H183ZM193 147V146H192ZM191 147V148H192ZM68 148V149H67ZM92 148V149H91ZM114 148V147H113ZM195 148H196V146H195ZM72 148H70V150H71ZM73 149H75L74 147H73ZM80 149V148H79ZM121 149V148H120ZM119 149V150H120ZM193 150H194V147L192 148ZM101 151H102V153H104V151L106 152H108V153H104V156H105V158H108L109 156H110V152L109 151H111V153H112V150L114 151V149H112V150H109L108 151V149L107 150H102V149H100ZM118 150V149H117ZM118 150V151H119ZM122 150L124 151V149H121V153H122ZM182 150V149H181ZM189 150H190V148H189ZM135 151V150H134ZM165 151H167L166 153H168V149L167 150H165ZM192 151V150H191ZM96 152H98V153H96ZM188 152H190V151H188ZM49 153V152H48ZM102 153H101V155H102ZM120 153V152H119ZM118 153V154H119ZM181 152H179V154H180ZM99 154V155H98ZM116 154V153H115ZM117 154V155H118ZM181 154H183V153H181ZM187 154V153H186ZM44 155V156H43ZM47 155V154H46ZM112 155V154H111ZM120 155V154H119ZM129 155V154H128ZM168 155V154H167ZM178 155V154H177ZM51 156V155H50ZM59 156H57V158L59 157ZM74 157L73 158H75V155H73ZM81 156V157H82ZM84 156H83V158H84ZM104 156L102 157V158H104ZM113 156V155H112ZM111 156V157H112ZM188 156V155H187ZM40 157H42L41 159H40ZM48 157V156H47ZM52 157V156H51ZM67 157H69V156H67ZM87 157V158H88ZM95 157H93V160H91L90 161V163L88 164H86V163H84V164H86V165H88V167H89V169L91 168L90 166H92V169L94 168V166L99 162V163H101L102 162V160H103V163H104V159H98L97 157V160H96V158ZM101 157V156H100ZM115 157V156H114ZM114 157L113 158H108V161H111L112 159H113V161L112 162H114ZM169 157V156H168ZM168 157H166V159L168 158ZM182 157H184V155L182 156ZM50 157H48L47 159H46V157L44 158V160L46 161H48L49 162V159ZM53 158V157H52ZM56 158V161L58 162V161H64V160H62L61 158H59L60 160H58ZM64 158H66V157H64ZM82 158V159H83ZM87 158L85 159V161L87 160ZM90 158H92V157H90ZM89 158V159H90ZM95 158V159H94ZM119 158V157H118ZM118 158H116L115 157V160L116 159H118ZM125 158V157H124ZM171 158V157H170ZM42 160V161H40V160ZM49 159V160H48ZM55 159V158H54ZM68 158H66L65 160H67ZM77 159L78 158H76V160L74 161V162H76L77 161ZM190 159V158H189ZM188 159V160H189ZM52 160V159H51ZM84 160V159H83ZM100 160V161H99ZM106 160V159H105ZM158 159H156V163L155 164H157V165H159V162L157 161ZM164 160V159H163ZM53 161V160H52ZM73 161V160H72ZM79 161V160H78ZM95 161H98V162H95ZM117 162H118V160H116ZM115 161V162H116ZM186 161V160H185ZM55 162V161H54ZM53 162V164H54V166H55V163ZM73 162V163H74ZM80 162V161H79ZM84 162V161H83ZM82 162V163H83ZM116 162V163H117ZM152 162H153V160H152ZM164 162V161H163ZM167 162V161H166ZM47 163V162H46ZM49 163H51V165H52V162L50 161ZM48 163V164H49ZM59 163V162H58ZM64 163H65V161H64ZM67 163V162H66ZM81 163V164H82ZM119 164H120V162H118ZM63 164V162H61V164H58V166L59 167H64V165H62ZM69 164V163H68ZM95 164V165H94ZM110 164V163H109ZM125 164V163H124ZM142 164V163H141ZM144 164V163H143ZM155 164H153V165H155ZM187 164V163H186ZM50 165V164H49ZM50 165V166H51ZM101 165V164H100ZM111 165V164H110ZM129 165H131V164H129ZM128 165V166H129ZM137 165V164H136ZM146 165V164H145ZM152 165V167L154 168V167H156V165L155 166H153ZM160 165H162V164H160ZM167 165V164H166ZM169 165V164H168ZM249 165H254V166H258V165H260L261 167H259V168H257V169H250V168H247ZM35 166V165H34ZM43 166H45V165H43ZM70 166V165H69ZM112 166V165H111ZM132 166V165H131ZM131 166H129V167H131ZM151 166V165H150ZM170 166V165H169ZM234 166H236V167H234ZM239 166H242L243 168V170L241 169V171H239L238 170V167ZM23 167V168H24ZM45 167H47V165L45 166ZM55 167H57V166H55ZM68 167V166H67ZM71 167V166H70ZM83 167H84V165H83ZM86 167V166H85ZM84 167V168H85ZM113 168H114V165L112 166ZM125 167H127V166H125ZM133 167V166H132ZM137 167V166H136ZM140 167H141V165H140ZM145 167V166H144ZM162 167H164V166H162ZM167 167V166H166ZM34 168V167H33ZM41 168H42V166H41ZM66 168V167H65ZM64 168V169H65ZM103 167L101 166V169H102ZM105 168L106 169H108V168H110V166L107 168V165L105 166ZM104 168V169H105ZM165 168V167H164ZM170 168V167H169ZM233 168V169H232ZM20 169V168H19ZM36 169V168H35ZM38 169V168H37ZM46 169V168H45ZM68 169H69V167H68ZM68 169H66L67 171H68ZM88 169V170H89ZM96 169V168H95ZM95 169L94 170H92V171H95ZM127 169H128V167H127ZM138 169L139 168H137V170H136V168H135V170L136 171H138ZM144 170H145V168H143ZM152 168H150L149 170H151ZM156 171L157 172H159L158 170V168L156 167ZM166 169V168H165ZM164 169V170H165ZM168 169V168H167ZM57 170H59V169H57ZM114 170V169H113ZM120 170H122V169H120ZM123 170H125L126 171V169L123 167ZM122 170V171H123ZM130 170V169H129ZM133 170H134V168H133ZM134 170V171H135ZM141 170H142V168H141ZM147 170V172H148V168L146 169ZM153 170V169H152ZM151 170V171H152ZM161 170H163V168H161ZM238 170V171H237ZM255 170H261L260 172H259V174H256L257 172L255 171ZM41 171V170H40ZM59 171H62V170H59ZM59 171H57V172H59ZM90 171V170H89ZM99 171V170H98ZM112 170H110V172H111ZM116 172H118V170H115ZM118 172L119 174H117L116 173V175L115 176H113V175H111V173L109 174H104L105 172L107 173L108 172V170L106 171L105 170V172L103 171V169H102V171L100 170L99 171V177L97 178V179H101V182H103V180L104 179H107L108 180V178H110V180L109 181H111L112 179V177H115V178H121L120 180H122L123 178L122 177H126V175L127 174H129V173H126V172ZM140 171V170H139ZM138 171V172H139ZM154 172V173H157V172ZM63 172V171H62ZM61 172V173H62ZM102 172V173H101ZM104 172V173H103ZM113 172V171H112ZM128 172V171H127ZM131 172V171H130ZM145 172V171H144ZM147 172H145L146 174H147ZM66 173V172H65ZM93 173H95L94 174V176H96V175H98V172L96 173V171L95 172H93ZM115 173V172H114ZM114 173H112V174H114ZM131 173H133V172H131ZM137 173V172H136ZM136 173H134V174H136ZM144 173V174H145ZM149 173V172H148ZM152 172H150V174H151ZM85 174V173H84ZM88 173H86L85 174V176H88L87 175ZM101 174V175H100ZM103 174V175H102ZM133 174V175H134ZM140 174H142V171L140 172ZM153 174V173H152ZM158 174V175H157ZM156 175L157 176H162V173L160 174V173H157ZM22 175V174H21ZM33 175V174H32ZM54 175V174H53ZM66 175H68V174H66ZM89 175H90V173H89ZM138 175V174H137ZM39 176V175H38ZM50 176V175H49ZM62 176L64 177V175L62 174ZM68 176H70V175H68ZM80 176V179L82 178V179H84L83 177H81V175H79ZM83 176V175H82ZM93 176V175H92ZM91 176V178L93 179L94 178V176L92 177ZM130 177H131V175H129ZM127 177V179H129L130 177ZM136 175H134V177H135ZM145 176V175H144ZM147 176L149 177H147V178H145L144 177V179H151V178H155V176H154V174L152 175V176H154V177H151L150 178V176L147 174ZM16 177V176H15ZM15 177H13L12 179L14 180V179H17V178H15ZM26 177V176H25ZM34 177V176H33ZM33 177H29V176H27L26 178L28 179V180H30V181H33V179H35V178H33ZM72 177H74V176H72ZM89 177L90 176H88V178L87 179H89ZM104 177V178H103ZM136 177H138V176H136ZM135 177V178H136ZM141 177V176H140ZM261 177H263V178H261ZM24 178V177H23ZM42 178V177H41ZM51 178V177H50ZM139 178V177H138ZM19 179H21V178H19ZM26 179V180H27ZM49 178L47 177L46 178V180H48ZM60 179H62V178H60ZM81 179V180H82ZM86 179V178H85ZM92 179H89V180H86V181H88V182H86V181H81V182H86V183H89V181L91 180V181H94V180H97L96 178H94L93 180ZM103 179V180H102ZM124 179H126V178H124ZM123 179V180H124ZM130 179H132V177L130 178ZM141 179V178H140ZM143 179V178H142ZM161 179H162V177H161ZM24 180H25V178H24ZM54 180V179H53ZM56 180V179H55ZM63 180V179H62ZM79 180V179H78ZM77 180V181H78ZM114 180V179H113ZM120 180H114L113 181V184H115V182L117 181V183H118V185H122L121 183H119L120 182ZM152 180H154L155 181V179H152ZM157 180V179H156ZM45 181V180H44ZM49 181V183H51L52 182V179H50V180H48ZM59 181H61V180H59ZM77 181H75V182H77ZM119 181V182H118ZM127 181V180H126ZM137 182H138V180H136ZM191 181V180H190ZM10 182V181H9ZM18 182V181H17ZM26 182H28V181H26ZM56 182V181H55ZM79 182V181H78ZM80 182V183H81ZM95 182V181H94ZM93 182V183H94ZM96 182H98V180L96 181ZM95 182V183H96ZM106 182V181H105ZM123 182V181H122ZM130 183L132 182V180L131 181H129ZM129 182L128 183H126V182H124V183H126V184H128L129 185ZM134 182V181H133ZM133 182L131 183L133 186H136V185H134L133 184ZM143 182V181H142ZM188 182V181H187ZM14 183H16V182H14ZM14 183H12V184H10V186H13V184ZM90 183H92V182H90ZM94 183V184H95ZM109 183H111L112 184V182H109ZM108 183V184H109ZM116 183V184H117ZM190 183V182H189ZM18 184V183H17ZM28 184V183H27ZM44 184H47V183H44ZM44 184H42V186H44ZM53 184H55L54 182H53ZM52 183H51V185H53ZM68 184V183H67ZM73 185L75 184V183H72ZM77 184V183H76ZM106 184V183H105ZM107 184V185H108ZM125 184V185H126ZM153 184H155V183H153ZM188 184V183H187ZM186 184V185H187ZM191 184L192 185H194V183L191 181ZM29 185V184H28ZM27 185V189H30V188H28V187H32V184H30L31 186H28ZM36 185H38V184H35V185H33V186H36ZM78 185H81V184H78ZM87 185V184H86ZM89 186L90 185H92V184H88ZM87 185V186H88ZM96 185V184H95ZM100 185V184H99ZM98 185V186H99ZM110 185V184H109ZM117 185V186H118ZM127 185V186H128ZM138 186L136 187L137 189L139 188V183L137 184ZM156 185V184H155ZM158 185V188H159V184H157ZM156 185V186H157ZM163 185V184H162ZM165 185V184H164ZM168 185H170V183L168 184ZM183 185H184V183H183ZM185 185V186H186ZM9 186V185H8ZM14 186H15V184H14ZM13 186V187H14ZM39 186H41V185H39ZM41 186V187H42ZM48 186V185H47ZM50 186V185H49ZM76 186V185H75ZM81 186H85V185H81ZM87 186L85 187V188H87ZM89 186H88V188H89ZM94 186V185H93ZM92 186V187H93ZM97 186V185H96ZM102 186H103V184H102ZM113 186V185H112ZM123 186V185H122ZM130 186V185H129ZM165 186H167V185H165ZM164 186V187H165ZM197 186V185H196ZM13 187H10L11 189L13 188ZM79 187V186H78ZM100 187V186H99ZM98 187V189H102V188H99ZM111 187V186H110ZM124 187V186H123ZM153 187H155V186H153ZM162 187V186H161ZM183 187V186H182ZM250 187H252V186H250ZM18 188V187H17ZM46 188V187H45ZM65 188V187H64ZM80 188V187H79ZM104 188H106L105 186H104ZM103 188V190L105 191V189ZM118 188V187H117ZM135 188V189H136ZM148 188H150L151 189V187H148ZM158 188H156V189H158ZM169 188H171V185L170 186H168V188H159V194H163V196H164V194H167V191H169L168 189ZM173 188H174V186L172 187V190H173ZM188 189H189V187H187ZM191 188V187H190ZM193 188L194 189H196L195 188V186H193ZM198 188H200V187H198ZM203 189H208V187H202ZM201 188V189H202ZM216 188H218V187H216ZM38 190H39V192L38 193H40V187L39 188H37ZM50 189V188H49ZM95 189V188H94ZM96 189H97V187H96ZM115 189H116V187H115ZM114 189V190H115ZM120 189V188H119ZM119 189H117L118 191H120L121 192V190H119ZM140 189V188H139ZM136 190L137 192L138 191H140V190ZM141 189H142V187H141ZM145 189V188H144ZM155 188H153V190H156ZM188 189H187V191H188ZM7 190H9V189H7ZM14 190H15V188H14ZM26 190V189H25ZM31 190V189H30ZM33 191H36V189L34 190V189H32ZM37 190V191H38ZM43 191H44V189H42ZM46 190V189H45ZM81 191L83 190V189H80ZM79 190V191H80ZM88 190H90V189H88ZM87 190V191H88ZM102 190V191H103ZM111 190H112V188H111ZM114 190H112L113 192L112 193H114ZM116 190V191H117ZM124 190V189H123ZM131 190H133V188H131ZM149 190V189H148ZM147 189H145V191H148ZM152 190V189H151ZM150 190V191H151ZM179 190H181V189H179ZM185 190V189H184ZM16 191V190H15ZM26 191H28V190H26ZM76 191H78V190H76ZM76 191H73V193L74 192H76ZM84 191V190H83ZM87 191H85V192H87ZM92 191H95V190H93L92 189ZM97 191V190H96ZM108 191H109V189H108ZM150 191H148L149 192V196H150V194H151V192ZM186 191V190H185ZM184 191V192H185ZM190 191H191V189H190ZM10 192H11V190H10ZM42 192V191H41ZM48 192H50V191H48ZM85 192L83 193V194H85ZM120 192H118V194H119V197H120V195H122ZM133 192V191H132ZM137 192H135V194H137L139 197H140V195L142 194V192L140 193V195L137 193ZM170 192H171V190H170ZM170 192H168V193H170ZM179 192H182V191H179ZM15 193V192H14ZM77 193V192H76ZM81 193V192H80ZM109 193H111V191L110 192H108V194H107V190H106V193L104 192H99V191H97V192H94V193H90V191L87 193V194H85V195H82V196H85L84 197V199H86V197L88 196V198H92L93 199V201L91 202L90 201V199L88 200V201H90L91 203L90 204H84V203H82V202H80V201H78V199L77 198H79L80 196H77V198H76V200H69V198H70V196H71V194L69 195V198H68V202H70V203H68V207H67V209L65 210V212L63 213L64 214V216H65V218L67 219V220H69V221H71L72 223H78V222H80V224H81V219L83 218H81V214H84V216L86 215V214H88V213H90V212H88L89 210V208H96V207H100V206H105V207H110L111 205H112V203L114 204V201L115 200H112V198H110L109 200H108V198H109V196H105V195H111L110 197H113V195L112 194H109ZM144 193V192H143ZM153 193V192H152ZM173 192H171V194H172ZM196 193V192H195ZM16 194V193H15ZM40 194H42V193H40ZM40 194H37V195H40ZM75 194V193H74ZM82 194V193H81ZM81 194H79V195H81ZM118 194H116V192L114 193V195L115 196H117ZM124 194V193H123ZM131 194V193H130ZM129 194V195H130ZM134 194V193H133ZM145 194H148V193H145ZM34 195V194H33ZM32 195V196H33ZM52 195V194H51ZM78 195V194H77ZM125 195H128V194H125ZM154 194H152V196H153ZM157 193H156V197H157ZM173 195V194H172ZM53 196V195H52ZM72 196L74 197V195L72 194ZM131 196H133L132 194H131ZM147 196V195H146ZM146 196H144L145 198H146ZM159 196V195H158ZM162 196V197H163ZM166 196V195H165ZM201 196H203V195H201ZM21 197V196H20ZM75 197H76V194H75ZM118 197V196H117ZM143 197V196H142ZM141 197V198H142ZM154 197V196H153ZM168 197V196H167ZM173 197H174V195H173ZM264 197V196H263ZM23 198V197H22ZM72 198V197H71ZM114 198V197H113ZM120 198H122V196L120 197ZM129 198L132 200V198H133V200H132V203H131V206H130V204L129 205H127L129 202H128V198L126 199V197L124 198L125 200H126V202H128V203H126V205L128 206L127 208H125V211H127L128 210V213H130V215H132L131 217H133V214H136V212L138 211V209H142V210H144L143 208L144 207H147V206H150L151 207V203H150V201H152L151 199H150V201H148L150 204H146L145 203V201L143 202V200L145 199H143L142 201H140L139 200V202L141 203V205L140 204H135L136 203V201H134V196L131 198L130 196H129ZM150 198H151V196H150ZM175 198V197H174ZM178 198V197H177ZM186 199H189V198H193V196L192 197H185ZM21 199V198H20ZM31 199V198H30ZM74 199V198H73ZM138 199V198H137ZM147 199V198H146ZM145 199V200H146ZM149 199V198H148ZM147 199V200H148ZM170 199V198H169ZM190 199V200H191ZM66 200H67V198H66ZM80 200H81V198H80ZM121 200V199H120ZM136 200V199H135ZM158 200L159 199H157V205H156V208H161V205L159 206V207H157L158 205H159V202H158ZM165 200V199H164ZM175 200H176V198H175ZM177 200H179V199H177ZM198 200H199V198H198ZM36 201H38V200H36ZM56 201H58V200H54V202H56ZM62 202H65V200L63 201V200H61ZM61 201H60V205L62 206V203H61ZM82 201V200H81ZM118 200H116V202H117ZM123 201V200H122ZM160 201V200H159ZM172 201H174V199L172 200ZM185 201V200H184ZM193 201H194V199H193ZM197 201V200H196ZM213 201V200H212ZM221 201V200H220ZM19 202V201H18ZM17 202V203H18ZM20 202H22V201H20ZM35 202V201H34ZM53 202V203H54ZM59 202V201H58ZM58 202H57V204H58ZM115 202V203H116ZM121 202V201H120ZM120 202H119V204L118 205H116V207L117 206H120V208L121 207H125V205L123 204V202H122V206H121V204H120ZM143 202V203H142ZM147 202V201H146ZM190 202H192V200L190 201ZM29 204L31 203V202H28ZM67 203V202H66ZM144 203L146 204V206L144 205ZM168 203V202H167ZM169 203L171 204V202H170V200H169ZM188 203V202H187ZM19 204V203H18ZM27 204V203H26ZM29 204H28V206H29ZM37 204H38V202H37ZM64 204V203H63ZM133 204H134V206H133ZM30 205H32V204H30ZM36 205V204H35ZM39 205H40V203H39ZM45 205V204H44ZM65 205V206H64ZM63 205V207H66L67 205L66 204H64ZM142 205H144V207L142 206ZM20 207H21V205H19ZM27 206V205H26ZM59 206V205H58ZM139 208H138V207ZM214 206V205H213ZM19 207V208H20ZM52 207V206H51ZM62 207V208H63ZM112 208H113V206H111ZM135 207L136 208H138V209H136V210H134L135 209ZM143 207V208H142ZM150 207H147L146 208V210H147V214L149 213V208ZM166 207V206H165ZM169 206L167 205V208H168ZM192 207V206H191ZM217 208H218V206H216ZM30 208H31V206H30ZM34 209L36 208L35 206L33 207ZM53 208V207H52ZM59 208V207H58ZM61 208V207H60ZM59 208V209H60ZM152 208H154V212L156 213V209H155V206L154 207H152ZM152 208H150L151 210H152ZM171 207H169V209H170ZM173 208V207H172ZM171 208V209H172ZM193 208V207H192ZM215 208V207H214ZM214 208H213V211H214ZM22 209H23V207H22ZM38 209V208H37ZM40 209V208H39ZM42 209V208H41ZM49 209V208H48ZM58 209V210H59ZM114 209V208H113ZM116 209H118V207L116 208ZM115 209V211H117ZM132 209L134 210V212H133V214H131V212H132ZM198 209H200V208H198ZM204 209V208H203ZM202 209V210H203ZM211 209V208H210ZM210 209L209 210H207V211H210ZM19 210V209H18ZM17 210V211H18ZM46 210V209H45ZM50 210V209H49ZM48 210V211H49ZM53 210H54V208H53ZM57 210V211H58ZM64 210V209H63ZM62 210V211H63ZM92 210V209H91ZM97 211H99L100 210V208L99 209H96ZM122 210H124L123 208L121 209V212H123ZM141 210V211H142ZM145 210V211H146ZM178 210V209H177ZM206 210V209H205ZM16 211V212H17ZM33 211V210H32ZM31 211V212H32ZM40 211V210H39ZM47 211V210H46ZM84 211H87L88 213H86L85 214V212ZM93 211V210H92ZM106 211V210H105ZM107 211H108V209H107ZM119 211V210H118ZM131 211V212H130ZM161 211V209L159 210V212ZM173 211H174V209H173ZM179 211V210H178ZM181 212L183 211V210H180ZM199 211V210H198ZM196 212V213H199V212ZM22 212V211H21ZM28 212H30V210L28 211ZM35 213H37L36 215H38V212H36V211H34ZM33 212V213H34ZM41 212V211H40ZM58 212H60V211H58ZM58 212L56 213V214H58ZM95 212V211H94ZM93 212V213H94ZM102 212V211H101ZM110 212V211H109ZM120 212V213H121ZM140 212V211H139ZM158 212V213H159ZM206 212V211H205ZM212 212V211H211ZM215 212V211H214ZM10 213V212H9ZM20 213V212H19ZM23 213V212H22ZM22 213H20L19 215L21 216V214ZM26 213V212H25ZM32 213V214H33ZM46 213V212H45ZM45 213H44V215H45ZM48 213H50L51 215H52V213H51V211L50 212H47L46 214H48ZM54 213H55V210H54ZM92 213V212H91ZM90 213V214H91ZM112 213V212H111ZM114 213V212H113ZM116 214H117V212H115ZM115 213L113 214L114 216H116V217H118L117 215H115ZM127 212H125V214H126ZM143 214L145 213L146 214V212H142ZM141 213V214H142ZM162 213V212H161ZM168 213V212H167ZM171 213H172V211H171ZM202 213H203V211H202ZM213 213V212H212ZM11 214H14L13 212L11 213ZM17 214V216L19 217V218H21V217H24V216H19L18 215V212L16 213ZM16 214H14V217H17V216H15ZM32 214H30V215H32ZM49 214V215H50ZM55 214V215H56ZM96 214H99V213H96ZM96 214L94 213V216H96ZM107 214H108V212H107ZM124 214V213H123ZM138 214H140V213H138ZM140 214V215H141ZM146 214V215H147ZM150 214H151V211H150ZM149 214V215H150ZM153 214V213H152ZM169 214V213H168ZM177 214V213H176ZM176 214H174V216L176 215ZM191 214V213H190ZM200 214V213H199ZM204 215H205V213H203ZM214 214V213H213ZM216 214V213H215ZM214 214V215H215ZM23 215V214H22ZM26 217H28L29 216V214H27L26 213ZM35 215V214H34ZM33 215V216H34ZM48 215V216H49ZM54 215V214H53ZM61 215V214H60ZM60 215H58V217L60 216ZM103 215H104V213H103ZM109 215V214H108ZM111 215V214H110ZM113 215H111V216H113ZM129 215V214H128ZM167 215V214H166ZM203 215V216H204ZM210 215V214H209ZM212 215V214H211ZM8 216V215H7ZM47 216V215H46ZM47 216V217H48ZM91 216V215H90ZM90 216H89V219H90ZM93 216V218H95ZM107 216V215H106ZM123 216V215H122ZM126 216H127V214H126ZM151 216V215H150ZM149 216V217H150ZM152 216H154V215H152ZM159 216V215H158ZM173 216V217H174ZM195 217L197 216V215H194ZM202 216V217H203ZM6 217V216H5ZM10 217H11V215H10ZM13 217V216H12ZM13 217V218H14ZM25 217V218H26ZM35 217V216H34ZM46 217V218H47ZM52 217V216H51ZM60 217H63V216H60ZM110 217V216H109ZM130 216L128 217V218H131ZM135 217V216H134ZM148 217V215L146 216V218H145V221H146V219H148L149 218ZM162 217V216H161ZM169 217H171L170 215H169ZM169 217L167 216L166 218H168L169 219ZM183 217V216H182ZM188 217V216H187ZM200 217V216H199ZM214 217V216H213ZM7 218V217H6ZM8 218H9V216H8ZM19 218H15L17 221H18V219ZM36 218V217H35ZM45 218V217H44ZM49 218H50V216H49ZM48 218V219H49ZM65 218H64V220H65ZM141 218V217H140ZM160 218V217H159ZM172 218V217H171ZM183 218H185V217H183ZM208 218H209V216H208ZM211 218V217H210ZM5 219V218H4ZM3 219V220H4ZM15 219H12L11 218V220H15ZM38 219V218H37ZM85 219H86V217H85ZM84 219V221H86ZM89 219H87V220H89ZM115 219V218H114ZM132 219V218H131ZM135 219H137V218H135ZM142 219H144V218H142ZM155 219V218H154ZM167 219V220H168ZM177 219V218H176ZM190 219V218H189ZM214 219V218H213ZM2 219H1V222H4ZM15 220V221H16ZM20 220V219H19ZM59 220H60V218H59ZM95 220V219H94ZM113 220V219H112ZM130 220V219H129ZM133 220H134V218H133ZM138 220V219H137ZM156 220H157V218H156ZM178 220H180V218L178 219ZM186 220V219H185ZM212 220V219H211ZM6 221H7V219H6ZM5 221V222H6ZM8 221H9V219H8ZM7 221V222H8ZM14 221V222H15ZM15 222V223H21V222ZM21 221H22V219H21ZM23 221H24V218H23ZM25 221H26V219H25ZM92 220H90V222H91ZM96 221V220H95ZM98 221V220H97ZM109 221V220H108ZM107 221V222H108ZM126 221H127V219H126ZM136 221V220H135ZM139 221V220H138ZM141 221V220H140ZM148 221V220H147ZM159 221V220H158ZM189 220H187V223L189 224L190 223V221L188 222ZM193 221V220H192ZM195 221V220H194ZM193 221V222H194ZM9 222H12V221H9ZM13 222V223H14ZM34 222H35V220H33V217L31 216L29 219H28V221H27V223H28V225L30 226V224H31V226H35L36 224H37V222H36V224L35 225H32V224H34ZM39 222V221H38ZM41 222H43V221H41ZM64 222V221H63ZM67 222V221H66ZM89 222V223H90ZM113 222H115V221H113ZM119 222V221H118ZM128 222V221H127ZM131 222V221H130ZM137 222V221H136ZM144 222V221H143ZM152 222V221H151ZM160 222V221H159ZM208 222V221H207ZM214 222V221H213ZM22 223H24L25 225H26V222H22ZM44 223V222H43ZM69 223V222H68ZM86 223V225H88L87 223V221L85 222ZM84 223V224H85ZM94 223V222H93ZM106 223V222H105ZM105 223H104V225H105ZM109 223V222H108ZM121 223V222H120ZM134 223V222H133ZM132 223V224H133ZM140 223V222H139ZM139 223H138V225H139ZM142 223V222H141ZM164 223H166L165 221H164ZM192 223V222H191ZM194 223H196V222H194ZM10 224V223H9ZM40 224V223H39ZM54 224H55V222H54ZM84 224H83V226H84ZM97 224V223H96ZM96 224H94L95 225V227H97L96 226ZM100 224V223H99ZM112 224V223H111ZM119 223H117L116 225V228L119 226L118 225ZM128 224V223H127ZM150 224H152V223H150ZM155 224H158V222L156 223V221H155ZM170 224H176L177 226H180L181 227V224L182 223H178V221H170ZM211 224V223H210ZM17 224H15V226H16ZM18 225H21V224H18ZM23 225V224H22ZM28 225H26V226H28ZM46 225V224H45ZM69 225V224H68ZM67 225V226H68ZM79 225V224H78ZM82 225V224H81ZM85 225V226H86ZM98 225V224H97ZM101 225V224H100ZM100 225H98V227L100 226ZM125 225V224H124ZM124 225H122V226H124ZM134 225V224H133ZM132 225V226H133ZM143 225V224H142ZM149 225V224H148ZM166 225V224H165ZM208 225V224H207ZM15 226H12V227H15ZM82 226V227H83ZM89 226H90V224H89ZM88 226V227H89ZM103 226V223H102V225L100 226V227H102ZM111 226V225H110ZM121 226V225H120ZM121 226V227H122ZM130 226V228L132 227L131 226V224L129 225ZM129 226H127V227H129ZM158 226H159V224H158ZM175 227L174 229L175 230H178L177 228L178 227ZM186 226V225H185ZM190 226L191 225H189V228H190ZM8 227V226H7ZM19 227V226H18ZM21 228H20V230L23 228L22 226H20ZM53 227H54V225H53ZM61 227V226H60ZM65 227H66V225H65ZM69 227V226H68ZM73 227V226H72ZM75 227V226H74ZM81 227V226H80ZM136 227H138V226H133V228H131L130 230H126L125 228V230H126V232L124 233V234H120V232H118V231H116V232H112V230H109L108 232H106V233H100V234H98L97 235V237L95 238L94 236V239H96L98 242H103V244L106 246V244H108L109 245V243L108 242H111L112 243V241H116V240H119L120 238L122 239V240H124L125 241V238H126V236L128 237L129 235L131 236V235H136V234H139V233H141L142 235H143V233L144 232H146V231H144L143 229H142V226L141 227H139V228H136ZM156 227H157V225H156ZM160 227H161V225H160ZM159 227V228H160ZM171 227V226H170ZM182 227H184L183 226V224H182ZM28 227H24V229L26 230ZM39 228V227H38ZM38 228H36L37 230H38ZM86 228V227H85ZM85 228H82V229H85ZM112 227H110V229H111ZM114 228V227H113ZM112 228V229H113ZM141 228V229H140ZM144 228V227H143ZM150 228V227H149ZM158 228V227H157ZM7 229H9L10 230V228H7ZM24 229H22V230H24ZM33 229H34V227H33ZM51 229V228H50ZM49 229V230H50ZM56 229H58V228H56ZM79 229V228H78ZM81 229V228H80ZM81 229V230H82ZM87 229V228H86ZM95 229H97V228H95ZM99 229V228H98ZM97 229V230H98ZM115 229V228H114ZM117 229H119V227L117 228ZM146 229H147V227H146ZM164 229L166 230V228L164 227ZM168 230H169V228H167ZM173 229V228H172ZM180 229V228H179ZM182 229H184V228H182ZM25 230H24V233H25ZM28 230H30V227H29V229ZM66 230V229H65ZM93 230H94V228H93ZM148 230V229H147ZM156 230V229H155ZM171 230V229H170ZM188 230V229H187ZM1 231H2V229H1ZM14 231V230H13ZM34 231V230H33ZM39 231V230H38ZM37 231V232H38ZM54 231H56L54 228H52L51 230H50V235H52V238H50V241H51V243H56L57 242V240L59 239V238H55V237H53V234H55V233H52V232H54ZM71 231V230H70ZM76 231V230H75ZM75 231H73V232H75ZM103 231V230H102ZM122 231V230H121ZM157 231V230H156ZM167 231V230H166ZM179 231V230H178ZM191 231H193V230H191ZM195 231V230H194ZM3 232H6V228H5V231H3ZM21 232V231H20ZM20 232H18V233H20ZM23 232V231H22ZM30 232V231H29ZM61 232H62V230H61ZM77 232H78V230H77ZM86 232H88V231H86ZM91 232V231H90ZM93 232V231H92ZM155 232V231H154ZM185 232V231H184ZM189 232V231H188ZM26 233H27V231H26ZM39 233V232H38ZM44 233V232H43ZM71 233V232H70ZM99 233V232H98ZM162 233V230H161V232H160V234ZM166 233V232H165ZM168 233V232H167ZM176 233V232H175ZM190 233V232H189ZM188 233V234H189ZM192 233V232H191ZM5 234H7V233H5ZM48 234V235H49ZM147 234H148V231H147ZM150 234H152V233H150ZM173 234H174V231H173ZM181 234H183V233H181ZM180 233H179V235H181ZM185 234H186V232H185ZM193 234V233H192ZM222 234V233H221ZM7 235H10V234H7ZM21 235V234H20ZM35 235V234H34ZM34 235L32 236V237H34ZM59 235V234H58ZM70 235H72V234H70ZM74 235H76L75 233H73V236ZM89 235V234H88ZM134 235V236H135ZM153 235H155V233L153 234ZM165 236H168L167 234H164ZM184 235V234H183ZM191 235V234H190ZM210 235V234H209ZM211 235H213V234H211ZM216 235V234H215ZM220 235V234H219ZM24 236V235H23ZM37 236V235H36ZM40 236V235H39ZM38 236V237H39ZM60 236H62V235H60ZM144 236V235H143ZM142 236V238L143 239H145L144 237L145 236H148V235H145L144 237ZM156 236H158V235H156ZM188 237H190L189 235H187ZM186 236V237H187ZM221 236V235H220ZM223 236H224V234H223ZM3 238H4V236H2ZM14 237H15V235H14ZM25 237V236H24ZM29 236H27V238H28ZM83 237V235L82 234H80L79 236H78V234H77V237H75L74 239L75 240H79V238H82ZM149 237V236H148ZM153 237V236H152ZM160 237V236H159ZM162 237H163V235H162ZM170 237V236H169ZM185 237V238H186ZM188 237L186 238V239H188ZM219 237V236H218ZM0 238H1V236H0ZM7 238H8V236H7ZM19 238V237H18ZM21 238V237H20ZM70 238V237H69ZM73 238V237H72ZM87 238V237H86ZM131 238V237H130ZM129 238V239H130ZM136 238V237H135ZM134 238V239H135ZM142 238H141V240H142ZM166 238V237H165ZM213 239V237H211L210 236V239ZM10 239H11V237H10ZM17 239V238H16ZM15 239V240H16ZM30 239H32L31 237H30ZM45 239V238H44ZM44 239H42V240H44ZM49 239V238H48ZM62 239V238H61ZM60 239V240H61ZM66 239V238H65ZM65 239H62V241H64ZM127 239V238H126ZM132 239V238H131ZM168 239V238H167ZM170 239V238H169ZM172 239V238H171ZM176 239V238H175ZM184 239V238H183ZM5 240H7V239H5ZM9 240V239H8ZM14 240V241H15ZM21 240H24V239H21ZM69 240V239H68ZM157 240H158V238H157ZM164 240V239H163ZM174 240V239H173ZM214 240V239H213ZM13 241V240H12ZM11 241V242H12ZM31 241V240H30ZM29 241V242H30ZM50 241H48V242H50ZM88 241L90 242V241H93V240H84L83 242L81 241V243H82V245L83 246H85L86 247V245L88 246ZM97 241L95 242L94 241V243L96 244L97 243ZM123 241V242H124ZM148 241H149V239H148ZM152 241V239L150 240V242ZM160 241V240H159ZM159 241H156V242H159ZM174 241H176V240H174ZM10 242V243H11ZM23 242H25V241H23ZM22 241H19V239H17L16 241H15V245H17L16 247H15V249H18V247H20V246H23V244H21V243H23ZM64 242H66V241H64ZM70 242V241H69ZM118 242H120V241H118ZM128 242V241H127ZM131 242V241H130ZM134 242V241H133ZM132 242V243H133ZM137 242V241H136ZM145 242V241H144ZM166 242V241H165ZM1 243H2V241H1ZM0 243V244H1ZM33 243V242H32ZM32 243H31V245H32ZM57 243H59V242H57ZM63 243V242H62ZM77 243V242H76ZM79 243H80V240H79ZM122 243V242H121ZM120 243V244H121ZM143 243V242H142ZM168 243V242H167ZM8 244H9V242H8ZM18 244H20V245H18ZM60 244V243H59ZM64 244V243H63ZM112 244H114V243H112ZM116 244H118V243H116ZM125 244H126V241H125ZM129 244V243H128ZM135 244V243H134ZM138 244V243H137ZM162 244V243H161ZM172 244V243H171ZM212 244V243H211ZM216 244V243H215ZM5 245V244H4ZM14 245V244H13ZM51 245V244H50ZM61 245V244H60ZM71 245V244H70ZM75 245V244H74ZM78 245V244H77ZM76 245V246H77ZM94 245V244H93ZM93 245H91V246H93ZM104 245H103V247H104ZM108 245L105 247V249L108 247ZM164 244H162V246H163ZM260 245V244H259ZM261 245H262V243H261ZM0 246H2V245H0ZM6 246V245H5ZM27 246V245H26ZM35 246V245H34ZM41 246V245H40ZM47 246V245H46ZM49 246V245H48ZM53 246V245H52ZM67 246V245H66ZM140 246V245H139ZM157 246V245H156ZM159 246V248H157L158 250L161 248V246L160 245H158ZM169 246H171L170 244H169ZM168 245H167V247L170 249V250H172L171 249V247H173V246H171V247H169ZM8 247H10V248H2V249H0V254H2L1 256H0V264H7V262L10 260V258H12L11 260H13V259H16V260H18V259H21L22 257H17L16 256V252H13L12 250L13 249H11V246H8ZM54 247V246H53ZM82 247V246H81ZM85 247L83 248L84 250H85ZM123 247V246H122ZM167 247H166V249H167ZM263 247V246H262ZM13 248V247H12ZM21 248V247H20ZM19 248V249H20ZM31 248V247H30ZM45 249H46V247H44ZM49 248H50V246H49ZM58 248V247H57ZM72 248V247H71ZM78 248H79V246H78ZM92 248V247H91ZM109 248H111V247H109ZM155 248V247H154ZM154 248H153V251H154V253L155 254H158V253H156V250H154ZM244 248V247H243ZM28 249H29V247H28ZM42 249V248H41ZM44 249V250H45ZM65 249H67V248H65ZM69 249V248H68ZM82 249V248H81ZM163 249H165V248H161L160 250L162 251ZM174 249L176 250L177 248H175L174 247ZM174 249L172 250V251H174ZM183 249H185V247L184 248H182L181 250H183ZM261 249V248H260ZM23 250V249H22ZM29 250H32V248L31 249H29ZM71 250V249H70ZM77 250H79V249H77ZM231 250V249H230ZM238 251H239V249H237ZM246 250V249H245ZM252 250V249H251ZM250 249L248 250V252L249 251H251ZM255 250V249H254ZM264 250V249H263ZM33 251V250H32ZM48 251V250H47ZM46 251V252H47ZM109 251H111V250H109ZM129 251V250H128ZM169 251V250H168ZM186 251V250H185ZM236 251V250H235ZM258 251V250H257ZM13 252V253H12ZM40 252H43V251H40ZM50 251H48V253H49ZM99 252H100V250H99ZM180 252V251H179ZM229 252V251H228ZM231 252H232V250H231ZM32 253H35V252H32ZM38 253V251H36V254ZM43 253H45V252H43ZM62 253V252H61ZM68 253H70V252H68ZM91 253V252H90ZM103 253V252H102ZM115 253V252H114ZM153 253V252H152ZM162 253V252H161ZM161 253H159V255L161 254ZM171 253H173V252H171ZM177 253V252H176ZM182 253V252H181ZM185 253H187V251L185 252ZM230 253V252H229ZM245 253H247V252H245ZM50 254V253H49ZM53 253H51L49 256H54V255H52ZM63 254V253H62ZM107 254H109V253H107ZM123 254V253H122ZM138 254H139V252H138ZM164 254V253H163ZM168 254V253H167ZM197 255H198V253H196ZM237 254V256H239L238 255V252L236 253ZM236 254H234V255H236ZM243 254V253H242ZM249 254V253H248ZM24 255V254H23ZM47 255V254H46ZM58 255V254H57ZM74 255V254H73ZM90 255V254H89ZM92 255V254H91ZM110 255V254H109ZM159 255H157L156 256V258H155V260L157 259V257L159 256ZM196 255V256H197ZM230 255H232V253L230 254ZM230 255L227 257V255H226V257L227 258H225L226 259V261L225 262H227L228 264H233L234 262H235V259L234 258H230ZM22 256V255H21ZM24 256H27V258L26 259H28V257H31V259L33 260V257L35 258V259H39V258H42L43 256H45V255H33V254H30V253H28L27 255H24ZM48 256V257H49ZM103 256V255H102ZM112 256V255H111ZM124 256V255H123ZM131 256H133V255H131ZM130 256V257H131ZM134 256H135V254H134ZM174 256V255H173ZM173 256L171 257L172 259H173ZM176 256H177V254H176ZM185 256H186V254H185ZM199 256V255H198ZM197 256V257H198ZM223 256V255H222ZM225 256V255H224ZM233 256V255H232ZM38 257V258H37ZM47 257V258H48ZM115 257V256H114ZM138 257H139V255H138ZM154 257V256H153ZM161 257V256H160ZM159 257V258H160ZM162 257H164V256H162ZM162 257H161V259H162ZM169 257H170V254H169ZM177 257H179V256H177ZM24 258V257H23ZM45 258V257H44ZM142 258V257H141ZM140 258V259H141ZM159 258L157 259V260H159ZM175 259H176V261L178 260L176 257H174ZM25 259V258H24ZM25 259V260H26ZM30 259V258H29ZM35 259L33 260L34 262H35ZM52 259H54V258H52ZM123 259V258H122ZM181 259V258H180ZM179 259V260H180ZM182 259H185V260H181L182 261V263L183 262H190V260L188 259V258H182ZM45 261V259H42V261ZM134 260V259H133ZM144 260H145V258H144ZM155 260L153 259V261H154V264H156L155 263ZM198 260V259H197ZM15 261V260H14ZM14 261H12L11 263H15ZM28 261V260H27ZM111 261H113L112 259H111ZM110 261V262H111ZM123 261V260H122ZM159 261H163V259L162 260H159ZM158 261V262H159ZM174 262H175V260H173ZM205 261L206 262H208L207 260H206V258H205ZM211 261V260H210ZM238 261V260H237ZM22 262H23V260H22ZM22 262H21V264H22ZM29 262V261H28ZM36 262H37V260H36ZM125 262V261H124ZM164 262H165V260H164ZM194 262V261H193ZM198 262V261H197ZM243 262V261H242ZM126 263V262H125ZM141 263V262H140ZM146 263V262H145ZM151 263V262H150ZM163 263V262H162ZM166 263V262H165ZM176 263V262H175ZM178 263H179V261H178ZM181 263V262H180ZM213 263V262H212ZM245 263V262H244ZM249 263V262H248ZM104 264V263H103ZM115 264V263H114ZM130 264H132V262L130 263ZM144 264V263H143ZM152 264H153V262H152ZM160 264V263H159ZM198 264V263H197ZM203 264V263H202ZM207 264V263H206Z\"/></svg>",
  "mask_w": 264,
  "mask_h": 264
}]
</instances>
